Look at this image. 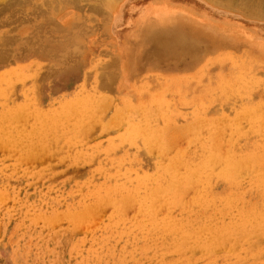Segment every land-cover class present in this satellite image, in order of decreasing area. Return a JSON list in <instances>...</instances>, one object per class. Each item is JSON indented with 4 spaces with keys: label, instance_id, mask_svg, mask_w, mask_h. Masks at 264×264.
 <instances>
[{
    "label": "rangeland",
    "instance_id": "rangeland-1",
    "mask_svg": "<svg viewBox=\"0 0 264 264\" xmlns=\"http://www.w3.org/2000/svg\"><path fill=\"white\" fill-rule=\"evenodd\" d=\"M2 1L3 0H0V2ZM21 1L22 3L26 2L27 4L24 3L26 4L24 6V4L21 3ZM21 1H20L21 6L16 1L14 5L16 7L15 9L19 12L21 17L30 16V18L22 17V19H20L19 18L20 15L19 17L18 15L15 16L14 11L16 10H13L14 6L12 3H10V5L12 4L11 8H9L10 6L5 5V7L7 6L8 10L5 7L3 8L4 4H7L5 3V0L4 2H2L4 3L3 5L2 3L0 4V6H2L0 8L4 9V10H0L1 12L0 20H2V23L0 22L1 23L0 24V35L2 36V32H3V36H2L3 38H5L6 34H8L9 36L11 35V38L13 37L12 39L14 40H17V38L20 36L18 41H13L11 39L10 40L12 41L11 44H9L10 41L9 43H6L5 40H0V44H2L0 45L1 50L10 52L12 49L11 53L14 52L12 55L10 54L11 57L10 56L9 57L11 59H9V57H7L6 55V53H8L9 55V52L4 53L0 51V53L2 52L5 55V57H3L4 55H1L2 59L6 57L8 58L7 61H6L7 58L4 59V61L0 58V61L2 60V62H4V63L0 62V264H79V263L84 264L85 262L87 264H100V263L101 264H109V263L115 264V261L117 262V264H120V262L121 264H123V262L124 264H174V263L175 264H225L227 262H228L227 264H234L235 262H236L235 264H237L238 262H239L238 264H264V240H263L264 235L262 234V231L264 233V228H263L264 227L263 225L264 224V219H263L264 217V214H263V211H264V173H263L264 168H262L264 166V162H263L264 153H262V151L264 150V145H263L264 144V136H263L264 135V130H263L264 129L263 127L264 126V102L262 103V101H264V68H263L264 62L258 61L259 63H257V59H256L257 56H253V53L252 54L249 53L250 54L249 55L248 54L249 51L244 50L243 46H241L238 50H235L231 48L235 46L230 43L231 41L241 38V39L256 42L257 45L255 46V48L264 50V5L262 6L258 5L256 0H124L121 2V4L123 5L121 7V10L119 11V13L118 11L116 12V14L117 13L118 14L116 15L115 22H113L112 24L113 25L112 26L113 33H112L108 25L109 14L107 12V7H106L105 2H103L102 0H75V1L74 0H45V1L43 0H27V1L21 0ZM9 2H11V0H9ZM9 2H8V5H9ZM12 2H14V0H12ZM107 2L109 4V1ZM163 2L171 3L173 5L174 4L179 5L181 7H184L186 10H187V7L191 8V11L199 17H204V18L206 17L216 22H227L230 25L237 26L236 28L229 27L230 29L229 31L236 33V30L243 29V30H246V34L244 32V34L240 37H235V36L227 37L226 48L225 47L218 48L219 50H217L216 48L220 45L221 46L223 45L221 40L214 41L213 43H209V41L205 37H202L198 33H194L192 31H191V34H192L191 35L190 32H186V31L184 32L182 30L177 29L176 31H177V34H179V39H178L179 41L176 40L171 43L160 42L159 40L155 39V37H150L146 39L145 33H147V31L149 32L150 30L149 29L147 30L146 27H143L140 30V26L147 25V24L139 25L138 22L132 23L134 17L136 16V12L138 11L137 5H138V8H140L146 4L163 3ZM36 4L39 5L38 8ZM79 6H82V7H79ZM2 11L4 13H2ZM17 11L16 13H18ZM10 12H12L14 18L18 17L20 21L22 20L21 23L20 21H18L19 23L16 21L17 23L15 26V23H13L15 19L12 17V19L14 20H12L13 22L11 20L10 21L12 22V25L14 24L12 27L14 28L13 29L14 31L10 29L11 23L10 24L8 23L9 20H6L7 18L9 19L10 14H11ZM7 13H10V14H7ZM25 13H27V15ZM4 14L8 15L6 19H4L5 18ZM61 14H63L64 16L59 21L58 15H61ZM23 18L27 20L23 21ZM3 23H4V26H1ZM6 23H8V25ZM51 23H53V25ZM174 24L178 25V23H174ZM51 28L52 29L54 28L56 30L54 29L52 30ZM171 28H175V27H171ZM1 30H4V31H1ZM5 30L6 31L9 30V32H6ZM21 31H24V32H21ZM139 31H140L139 35L137 34L136 37L135 36L132 37L134 34H136V32H139ZM13 34L17 36L16 39H15L16 36H14ZM50 34H53V37ZM143 34H145L144 38H142ZM29 35H30L31 42L30 40H28ZM251 35H254V36H251ZM185 36L187 37L185 38ZM2 37L0 38L3 39ZM23 37H26V40H28L29 42L24 41L25 39ZM22 38L24 40L20 41ZM8 40L6 39L7 42ZM191 40L193 42H191ZM27 42L28 44L30 43L31 46L33 42H35V44H33L32 48L30 49L29 47L31 46L27 47V44H26ZM38 42L40 43V45ZM184 42L185 44H183ZM24 43L27 48L24 46ZM5 44H7L9 47H7V45ZM41 44H42V47H41ZM188 45H189V48H188ZM5 46L9 48V50L7 48H6L7 50L3 48ZM20 46H24V48ZM34 47H37L38 49ZM25 48L26 50L24 51ZM27 49H30V50L27 51ZM132 52L137 54V57L139 60L138 62L139 70L135 76H131L129 79H127V74H128V69H129V59H130V55L128 54ZM9 60L13 62L11 63ZM261 62H262L261 64L262 66L260 65ZM204 68L207 71H205ZM51 71L52 72L54 71L55 73H52ZM100 71H102L101 72L102 75ZM207 73L209 75H207ZM249 73L250 75L255 74V77L254 75H251V77H249L248 76ZM45 74H48L49 76L47 75L48 76L47 77L45 76ZM42 76L43 77L45 76V78H42ZM248 77L249 79L250 78L251 79L256 78V79L253 82V80L252 81L249 80ZM226 78L228 79L226 80ZM229 79L231 83L229 82ZM207 80L209 82H207ZM222 81L225 82V83L223 82V85L221 84ZM242 81H245L246 83ZM227 83L228 85H226ZM224 84L227 86L226 87L227 90L222 89L223 87L221 86H224ZM215 85L217 86L215 87ZM149 86L151 87V89ZM195 86H197L198 88ZM235 86L238 88L236 89ZM249 86H250V89H249ZM191 87L193 88L191 89ZM228 88L230 89L232 88L231 89L232 93L230 92V89ZM221 89L225 90V92L222 91ZM210 91H213V95L211 94L212 92L210 93ZM219 91L220 92L222 91L221 94H219L220 93ZM250 91H253V92H250ZM193 92L194 94H192ZM229 92L231 95L232 94L233 96L235 95L233 97V96H230L229 94V96L232 97L231 99L228 97V95H225V93L227 94ZM170 94L171 96H169ZM181 94L182 96H180ZM185 96L188 98H186ZM212 96H215L216 98L215 97L212 98ZM221 96L223 97L225 96L226 99H223V97ZM227 97L229 99H227ZM211 99L213 100L211 101ZM235 100L236 102L237 101L238 102L237 103L234 102ZM198 101L200 103H198ZM186 102H187V105L184 104ZM212 102L213 104H211ZM202 103L204 104L202 105ZM101 104L104 106H102ZM255 104H257L258 106L256 107ZM156 105L160 108L156 109ZM251 105H252V109H251ZM139 106H141V109ZM180 106L182 108H180ZM199 106L203 108H200ZM205 106H207L208 108L207 107L205 108ZM234 106L235 107L239 106V107L234 109ZM116 107L117 109H115ZM161 107L162 108L164 107V108L161 110ZM188 107L189 108L191 107V108L189 109ZM212 107L213 109H211ZM100 108H102L103 112H101L102 110ZM120 108L121 110H119ZM123 108H124V111H123ZM183 108L185 110H183ZM204 108L207 109V111H205ZM241 108L243 109L248 108L250 110L249 113L251 114H247L246 112L248 111L245 112L243 109H242L243 112L246 114H244L242 111H241L242 113H240L239 110H241ZM255 108L257 109V113H255L256 112ZM209 109L212 111H209ZM93 110H95V112ZM158 110L159 111L161 110V112L158 113L157 112ZM167 110H168V113H167ZM143 111H145L144 113L146 115L142 113ZM234 111H235V114H234ZM99 112L101 113L99 114ZM115 112L116 114H114ZM152 112L153 113L155 112V113L153 117L150 118L153 114ZM156 112L158 114H156ZM185 112L186 113L188 112L190 114L188 113L186 114ZM252 112H254L253 114L255 115V117L252 114ZM70 113L72 114V116L70 115ZM74 113H76L77 115L78 113L79 114L81 113L80 114L81 117L79 115L78 116L75 115ZM197 114H198V117H196ZM230 114L231 115L234 114V116L233 115L230 116ZM236 114L238 115L242 114V116H239V118L242 117L241 118L242 120L239 118L237 119L238 115ZM164 115H166L164 117L166 119L163 118L162 120V117ZM200 115L202 117H206V119L211 118V120L208 121L209 119L208 120H205V118L202 119ZM250 115L251 117H249ZM252 115H253V118H255V120L252 119ZM247 116L248 118H251L252 120L251 119L248 120ZM176 117H180V118H176ZM195 117H196V120L197 118L199 119L197 122L194 120ZM219 117H221L220 119H222L223 117L225 118L219 121L218 119ZM114 119H116L115 122H114ZM118 119L121 120V122L117 121ZM151 119L153 120L157 119V120L153 121V124H152V123H149L150 121L152 122ZM224 119L225 121L222 122ZM235 119L237 120L233 121ZM245 119L247 120L245 121ZM258 119H259V122H258ZM108 120H110L111 122ZM164 120H167L169 122L168 123L166 122L167 123L166 124ZM170 120L172 122H170ZM173 120H176V121H173ZM191 120H194V121H191ZM125 121H126V124L123 123ZM141 121H143L142 124H141ZM157 121L158 122L160 121V123L156 124L158 123ZM213 121L214 122L216 121V123H214ZM249 121L251 122L253 121L255 123L252 124ZM131 122H132V125L130 126ZM173 122H175V124ZM190 122H193V123L190 124ZM83 123L85 124V126ZM100 123L102 126L100 125ZM105 123H107V126L110 124L109 125L110 127L108 126L106 127V130H103L104 126L106 125ZM177 123L179 125H176ZM242 123L244 124V126L246 124H247L246 126H250L248 124L251 123L252 127H254V125L255 127L251 128L250 126V127H247L245 130L246 126L244 127ZM258 123L260 124L258 125ZM88 124L89 126H86ZM146 124L148 125L146 126ZM163 124L166 126L168 125V126L166 127ZM186 124H188V126L193 125L192 126L193 131L189 130L190 132H188V129H191V128L190 127L188 128ZM204 124L206 125L204 126ZM119 125L121 126L118 127ZM136 125H137V128H136ZM157 125L159 126L163 125L164 127L159 128ZM81 126H83L84 128ZM218 126H220L219 130H218ZM257 126L258 127L260 126L261 128L260 127L258 128ZM122 127L124 129H122ZM140 127H141V130L139 131L142 133V130H143L142 134L144 136L141 135V133L138 131ZM157 127L159 128L158 131H157ZM185 127H187V129ZM194 127L198 129V132L196 131L197 129ZM200 127H205V128H200ZM151 128L152 130H150ZM241 128L244 129L242 132H240L242 130ZM169 129L174 130V132L172 130H171L172 132H170ZM213 129H215V131ZM176 130L178 133L176 132ZM227 130H230V132ZM147 131L149 132L151 131V133L153 131L154 134L157 132L156 133L157 135L155 136L153 133L149 134V132L147 133ZM160 131L164 133H161ZM180 131L182 133H180ZM212 131L217 132L215 133L217 134V136L212 134ZM124 132H125V135H124ZM218 132L220 134H218ZM173 133H176V134H173ZM184 133H185V136L187 134V137H190L193 135L192 138L190 137L191 139H188V141L190 140L189 142L187 141L186 137L183 136ZM188 133L190 134L188 135ZM224 133H226L227 136H228L227 133H229L230 135L232 133L233 134L231 136L229 135L226 138V135ZM241 133H243L244 135L243 134L241 136L238 135ZM259 133L261 134L263 133V134L261 135ZM166 134H168L169 136L168 135H167L168 137L165 136ZM179 134L181 135L183 139V144L181 143L182 140ZM209 134L212 136H210ZM234 134L235 136H237V138L233 136ZM24 135H26L27 137ZM40 135L42 136V138ZM153 135L155 136V138ZM204 135L206 136L203 137ZM221 135H222V138L224 137L223 135H225V139L227 140L226 143L224 142L226 141L224 140V138L223 139L220 138ZM208 136L209 138L214 137L217 140L213 138L215 140L214 141L213 139L210 138V141H209V138H207ZM232 136L234 138H232ZM2 137H6V138H2ZM156 137H159L160 140L156 139ZM169 137H171V139H168ZM217 137L221 140H224L223 143L220 140H219L220 142H217L218 141ZM82 138H85V139H82ZM175 138H178L177 139L178 142L175 140ZM179 138L181 140L180 142H179ZM194 138L195 139L197 138V140H195ZM146 139L147 141L148 140L149 141L146 142ZM152 139L154 141L157 140L156 142H159V143H153L154 141L152 142ZM140 140H142V142ZM161 141H163L164 143L167 141L166 142L167 144L166 143L162 144ZM185 141L187 142L185 143ZM197 141H200V142L198 143ZM172 142L176 144V147L177 146L179 147L180 145V148L176 149V147L174 146L175 144H174L172 146L173 148L172 149L171 148L172 144H170ZM190 142H192L193 144L191 145ZM203 142L204 143L208 142L207 146ZM146 143H147V146H145ZM148 143H150L149 146H151V144L153 143L152 145L155 148V151L152 146L151 147L148 146ZM168 143L170 147L168 146ZM194 143L195 144L197 143V144L194 145ZM213 143L215 145H213ZM186 144L187 145L190 144V145L186 146ZM211 144L213 145L212 147L213 149L211 148L212 146ZM219 144L220 146H218ZM226 144L228 146H226ZM154 145H156V147ZM204 145L206 148H204ZM238 145H239V148H238ZM254 145L255 146L259 145L260 147L259 146L255 147ZM216 146L218 148H216ZM231 146L233 147L234 150L231 148ZM182 147L184 148L185 152L181 151L183 149ZM226 147H228L229 149ZM150 148L154 151L153 152L151 150L153 153L150 152ZM236 148H238L239 150ZM158 149L160 152L157 151ZM162 149H163V152H161ZM166 149L168 151V152L166 151L168 154L164 153ZM172 150L173 151L176 150L177 152L180 151L179 154L177 153V155L180 156L181 154L180 157L183 156L184 160L183 158L179 159L178 158L179 156L178 157L175 156L176 154ZM214 150L215 152L213 153ZM220 150L224 151V152L222 151V154L224 153L227 155L230 151H231L230 152L231 154L228 155L229 157H227L224 154L222 155ZM228 150L230 151L228 152ZM169 151H171V153ZM250 151H253V154ZM256 151L260 153H256ZM243 152H246V153H243ZM150 153L154 155L151 156ZM161 153L162 155L163 154L166 155V156L163 155V158L161 156L162 160L167 158L164 161H162L161 158L158 159ZM200 153H201V156L203 155L202 157L200 156ZM205 153L206 155L209 153L208 159H207L208 155L204 156ZM254 153L256 155L253 156L254 158H252V155H254ZM173 154H175L174 155L175 157L172 159L171 156ZM187 154L189 155L187 156V159H186ZM242 154H245V155L241 156ZM237 155L240 157L236 159L235 157ZM224 156L226 157L225 160H228V161L231 160V161L226 162L225 160H223L225 158ZM258 156L261 157V160ZM176 157H177V160H180V161L183 160V162L184 161L187 162L186 165H188V168L185 165V163L174 161L176 160ZM204 157L206 158V160L204 159ZM215 157L218 162L215 161L216 160ZM244 157L249 160V166H248V160H246L247 163L243 162L244 164L243 163H241L242 165L240 164V161L241 162L245 161ZM250 157H251V160H250ZM256 157H258L259 160H257ZM169 158H171V160H169ZM210 158H212V160L215 159L214 160L215 163H212V165L210 164L212 162V160L210 162ZM219 158L222 159V161ZM232 158H235V159H232ZM203 159H204V162H202ZM158 160L159 161L161 160L162 161L161 163L163 162L166 163V165H164L163 163V165L166 166L165 169H164V166L161 163H159ZM32 161H34L35 163L34 162L32 163ZM170 161H171V165H170ZM220 161L221 163L219 164ZM233 161L235 162V164H233L234 163ZM198 162L200 163L198 164ZM178 163H180L178 166V170H179L178 173L176 172L177 170L176 165H175L176 170L175 168L173 169V167H170V170L168 169L169 166H174V164L178 165ZM191 163L193 164L195 163L196 166L194 164L193 167H191L192 166ZM167 164H168V167H167ZM221 164L224 169L226 168V170H224L226 172L223 171L222 167H221L222 169L220 168ZM237 164L240 165L242 169L240 168V166H237V168H235ZM156 165L160 166L161 168L163 167V169L155 167ZM183 165L186 167H184ZM217 165H219L218 167L220 168L219 169L217 167L218 170L215 167ZM224 165L226 167H224ZM189 166H190V174L188 173V171L184 172V170H189ZM197 166H198V169H197ZM206 167H208V169L210 170V171L208 170L209 173H211L213 169L211 174L207 172ZM244 167L246 169V172H244L245 171ZM181 168H186V169H181ZM192 168H193V172H192ZM227 168H229L230 171L229 169L227 170ZM252 168H254V170L256 168L260 169L259 171L258 169L255 170L256 172L258 171L259 173L258 172L256 173ZM199 169H200V174L203 173L202 175L199 174ZM248 169L250 171V172L248 171L249 175L247 172ZM182 170L184 173H187L188 175L187 174L185 175L184 173H182ZM203 170L206 171V174L208 176L204 173ZM154 171H156V174ZM232 171H235V172L233 173ZM150 172L153 175H151ZM218 172L220 173L218 174ZM227 172L229 173L231 172L232 175L231 174L227 175L226 174ZM242 172H243V175L245 173L247 174L242 176L243 178L240 180L239 176L242 175ZM157 173L158 174L160 173V174L158 175ZM192 173H194L195 175L197 174L195 178H194V174L192 176ZM238 173H239V176H238L239 179L237 180L236 179L237 177L234 179V177L238 175ZM113 174L114 175L116 174L117 178ZM257 174H259V176H257ZM121 175L123 179L121 178ZM210 175H213V178L212 176L210 178L212 179L211 182H209L210 179L208 181V178L210 177ZM110 176L112 177L110 178ZM146 176L147 177L151 176L152 178L148 177L145 179ZM173 176L174 177L176 176V177L174 178ZM179 176L181 177V179L178 180ZM204 176L205 177L207 176L208 178L207 177L205 178ZM218 176L221 178L218 179ZM153 177H154V180H153ZM166 177L168 178V180ZM201 177H203V179ZM118 178H121V179H118ZM158 178H160V180ZM215 178H217V181H215L216 180ZM174 179L176 182L173 181ZM198 179L201 181H199ZM182 180H184V182ZM250 180L253 182H251ZM150 182H152V184ZM167 182H170L169 183L170 185ZM178 182H180L181 185H179ZM202 182L204 183L203 184L204 187L202 186ZM206 182L208 185H206ZM237 182H241V183L239 184ZM113 183L116 186H114ZM196 183L197 184L199 183V185H197ZM174 184H175L174 186L175 188H173ZM211 184L212 185L216 184V185L215 186L213 185L214 186L213 187ZM252 184L254 185L252 186ZM260 184L262 187L260 186ZM196 185L197 187L198 186L200 187V188H197L198 190H200V193L197 189H195ZM247 185L250 186V188ZM255 186L256 187L258 186V189L255 188ZM245 187H248V188L245 189ZM191 189H194V191ZM208 189H209L208 191L209 193L207 192ZM231 189L235 191L233 192ZM240 190L243 192H241ZM166 191H168V193L170 194L167 195ZM182 191L184 192V194ZM224 191L226 192L225 194H224ZM228 192H229V195H228ZM123 193L124 195H127L124 197L125 200L123 198L124 196ZM211 193L213 195H211ZM171 194L173 198L170 197ZM118 195H120V197L122 195V197L117 198ZM129 195L130 197H128ZM159 195L162 198L161 199L162 202L160 201ZM185 195H186V198H185ZM198 195H200V197ZM227 195H228L227 199L229 197L231 199L230 202H229V199L228 201H226L227 199L225 196ZM240 195H242V197H240ZM211 196L213 199L211 198ZM147 197H150V198H147ZM191 197L193 199H191ZM201 197L203 198V200H201L202 199ZM248 197H249V200H248ZM110 198H112L111 201H110ZM136 198L138 199L139 203H137ZM169 198H172V199H169ZM197 198H200V199H197ZM107 199H109V202ZM165 199H168L169 201ZM184 199H186L189 202H191L192 200L194 206L192 205V203H190V207L188 205L189 207L188 208L187 207L188 202L184 201ZM218 199L219 200L223 199V200L219 201ZM238 199H240L239 200L240 202L238 201ZM198 200L203 201L204 204H206V206L209 208H206L203 202L199 203ZM205 200H206V203H205ZM210 200H212L211 203H210ZM124 201L126 202L123 203ZM155 201L156 202L158 201V202L154 203ZM231 201H235V203H231ZM169 202H172V206L171 205L169 206L172 207L171 209H174V210L170 209L171 210L170 211L169 210L170 207L165 206L166 203L169 204ZM194 202L198 204L195 206ZM207 202L209 204H207ZM223 202H225L227 206L223 205ZM237 202L238 204L236 205ZM105 203H108V204H105ZM126 203H127V206H125ZM174 203L175 204L177 203L176 204L177 207L174 205ZM181 203L183 207L180 205ZM183 203L186 206L185 208L187 210L184 208ZM220 203L222 204L220 205ZM241 203L245 205L243 206ZM94 204H97V206L99 207H97ZM201 204H202V207L200 206ZM215 204H218V205H215ZM88 205L90 206L88 207ZM142 205H145V206H142ZM160 205L163 208L162 207L160 208ZM214 205L215 207L216 206L217 207L215 208ZM222 205L223 207L225 206L226 207L222 209L223 208ZM228 205H231V207H229ZM92 207L95 208V214L93 210L94 208ZM139 207L140 208L145 207V209L147 208V210L149 208V210L148 212L146 210V213H145V209L143 211L142 209L140 210ZM69 208H71L73 211ZM77 208L80 210H77ZM89 208H92V209H89ZM159 208L161 211L159 210ZM231 208H234V210L235 209L236 210L233 211V209L231 210ZM250 208L252 210H249ZM127 209L128 211H126ZM166 209L168 211V214L165 213L167 212ZM183 209H184V212H181ZM212 209H214V211ZM218 209L222 211H219ZM240 209L241 210L246 209V211L245 210L241 211ZM254 209H256V211ZM87 210H89L90 212L89 211L87 212ZM141 211H143L142 212L143 215L141 214ZM209 211L210 213H208ZM215 211H216V214H215ZM227 211H230L229 215L226 214L228 213ZM247 211H249L248 213H246L247 215L248 214L250 215V212L251 214L256 212L254 215L253 214L251 215L252 218L250 217L252 221L254 219L253 216L262 212L261 214L263 215V217H260V218L263 219V222H262V219H260L259 216L257 215V217L255 216V221L251 222L250 224L249 222L251 221V219L249 218L250 221H248V219L247 220L245 219L246 217L247 218L249 217V215L247 216L244 213ZM85 212H87V215L84 214ZM114 212L116 216L114 215ZM240 212L242 214H245L246 217L245 215L243 217L242 214H238ZM59 213L61 215H59ZM118 213H120L119 214L121 215L120 217ZM147 213L148 215H146ZM149 213L151 214V216L153 214L154 216L155 215L157 216V217L153 216L152 218L153 221L150 220L151 225L149 223L150 221L148 220L151 218V216H149L150 215ZM159 213L161 214V216ZM233 213L234 214L237 213L238 216L234 215ZM81 214L85 216H81ZM158 214L160 216L159 217L160 220H158L159 219ZM163 214L165 215L167 214V215L165 216ZM176 214L178 216L179 215L180 216L182 215V216L178 217ZM196 214H200V215L196 216ZM210 214L211 216L214 217L213 218L214 220L212 219L211 216H209ZM219 214H222L224 216L221 215L220 217ZM204 215L206 216L208 215L207 217L208 219H206V216L204 217ZM214 215H218V216L216 217ZM136 216L137 218L139 217V219H142V220L147 219L148 221L143 220L145 221V223L143 222L141 225L140 223L142 220H139V219L137 220ZM183 216L187 220L190 219L191 223L189 221H186ZM194 216L197 218L195 219ZM165 217L169 219L168 220L163 219ZM202 217H204V219ZM209 217L211 218V221L214 224L210 222ZM215 217L217 219H220L221 223L223 222L225 223L226 221L225 224L223 223L224 226H222L223 224H221L220 220H217V219L216 220L219 221L218 223H220L221 226L219 224H216L217 221L215 220ZM126 218L131 219V220H128ZM173 218H174V221H172ZM200 218L202 219L200 220ZM221 218L224 220H222ZM241 218L242 219L244 218L243 219L244 221L241 220ZM256 218L258 219L257 223L260 226V227L258 226L259 227L258 229H257ZM113 219L115 221L117 220L116 225H119L121 223L119 227L118 226L116 227V225H114L115 222ZM154 219L155 221L157 220L156 222L159 221L162 224L160 225L159 222L156 224V222H154ZM161 219H163V221ZM181 219L184 221V223H181V221L178 222V220H181ZM121 220L123 221V223L119 222L118 224V221H121ZM134 220L136 222L135 224H133ZM203 220L206 222L207 221L209 222L205 224ZM233 220L239 223L237 222L235 223ZM227 221L229 223H227ZM130 222H133L131 223L132 226H130L131 225ZM232 222L233 224L234 223L235 224L233 225ZM147 223L150 226L147 225ZM209 223L212 224L213 231H211L212 228H211V224ZM137 224H140V225L137 226ZM183 224H184L183 227L185 228H182ZM201 224H202V227H200ZM226 224L228 225L227 227L225 226ZM247 224H248V230L246 226ZM189 225L190 227H188ZM239 225H241V227ZM114 226L116 228H114ZM142 226L146 227V230H144ZM196 226H198L197 227L198 230ZM252 226L253 228L254 227L256 228L253 229ZM157 227H160V228L157 229ZM187 227L188 229L190 228L189 230L187 229L188 232L186 230ZM137 228L138 229L141 228V230H137ZM214 228L215 229L217 228L216 230L217 233L215 232ZM234 228H237L235 229L236 231L234 230ZM120 229L123 230L124 232L121 231ZM150 229H151V233L149 231ZM176 229H179V230H176ZM182 229H184V232L182 231ZM218 229L221 231V233L219 232L220 234L218 233L219 231ZM143 230L146 232L144 233ZM160 230L162 233L160 232ZM174 230H176L177 232ZM180 230L181 232H179ZM192 230L193 232H191ZM204 230H206L208 234L204 232ZM110 231L111 233L112 232L113 233L111 234ZM226 231L228 232L226 233ZM230 231H231V234H230ZM241 231L242 233H240ZM244 231L247 233L246 237L248 236L249 238L243 239V237L245 236ZM248 231L250 233V236H249ZM252 231L254 232L252 233ZM120 232L124 234H121ZM128 232L130 234H128ZM153 232H156V233L159 232V234L155 233L156 234L155 235ZM173 232H174V235L172 234ZM185 232L187 234H185ZM115 233H117L118 237H114L116 236ZM192 233L193 234L195 233V235L190 236V234ZM237 233H240V234H237ZM257 233H261L259 236L260 239L258 238ZM149 234L151 238H149ZM162 234L163 236L161 238L160 235ZM184 234L189 237L187 238V236H184ZM201 234L203 235L201 236ZM229 234L232 236H230ZM178 235L180 237H178ZM217 235L218 236L220 235L219 239ZM174 236L176 237V239L178 238L177 240L179 242L177 241H176L177 243L175 242L176 239H173L175 238ZM207 236L209 237L207 238ZM155 237L157 238L160 237L161 239L159 238V241H158V239ZM226 237L228 241L226 240ZM109 238H112V239H109ZM147 238H148V241L146 240ZM185 238L188 239L187 246L189 248L191 246V249H194V250H190V249L188 251L186 250L188 249V247H185L186 246L185 243L187 241ZM196 238H197V241H195ZM200 238L203 240L204 239L206 240L205 245H204V242H202L203 240H201ZM141 239L143 240L141 241ZM199 239H200L201 244L198 242ZM213 239L215 240L218 239V240H216L217 242H215V240ZM230 239L232 240L234 244H232ZM251 239L253 242L251 241ZM168 240L169 241L171 240L170 241L171 244L169 243ZM180 240L181 242L185 241V243L184 244L182 243L183 244L182 245ZM190 240H193L194 242ZM219 240H221L222 243ZM245 240L247 241V243ZM144 241L145 243H142ZM213 241L217 243V246L215 245ZM218 241L221 243V246H219ZM223 241H226V243L228 242L229 243L231 242V243L226 245V243ZM174 242L176 244H173ZM190 242L194 244L191 245ZM239 242L240 244H242L243 242L244 243L240 245ZM254 242L256 244H253ZM179 243L181 244V246ZM206 243L207 245L210 246L211 250L208 249L209 246L206 247ZM212 243H214V245H212ZM223 243L226 245V247H224L225 245H223ZM172 244L175 246H173ZM197 244H198V247H197ZM202 244L206 247L207 251L204 250V248L202 249V246H201ZM231 244H232V248H229V246L231 247ZM237 244L239 247L236 246ZM154 246L157 248H154ZM158 246L159 247L161 246L160 247L161 250ZM195 246L196 248H193ZM215 246L217 250H215L214 248ZM233 246H235L234 247L235 249L233 248ZM102 248L104 251L102 250ZM147 248L148 250H146ZM174 248L177 250L174 251ZM218 248H220L221 251L218 250ZM132 249H134V251H132ZM225 249H226V253H225ZM228 249L229 251H227ZM230 249L231 250L233 249L234 251H236V252L233 251L235 255L230 254L231 252ZM78 251L79 253H77ZM80 253L82 254V256ZM107 253H110V254H107ZM224 254H227L225 256L226 257L228 256L229 258L228 257L225 258V256H223ZM237 254L238 255L242 254V255L241 256L239 255L240 256L239 257L237 256ZM95 255L98 256L97 259ZM231 255L233 256V258ZM85 256L86 258H84ZM236 256L239 258H235ZM106 257H107V260L105 259ZM112 257H114L113 259H116V260L114 261ZM125 257L127 260L125 259Z\"/></svg>",
    "mask_w": 264,
    "mask_h": 264
},
{
    "label": "bare ground",
    "instance_id": "bare-ground-1",
    "mask_svg": "<svg viewBox=\"0 0 264 264\" xmlns=\"http://www.w3.org/2000/svg\"><path fill=\"white\" fill-rule=\"evenodd\" d=\"M16 1H17V2L20 4V6H21V3H22L21 0H20L21 3H20V1H18V0H14V2H12V0H11V2H9V0H5V3H7V4L2 3V2H4V0H3L2 2H0V4H1V3H2V5L4 4L3 8L5 7V5L10 6L9 8H11V5L13 4V6H14L15 3H16ZM26 1H27V0H26ZM43 1H45V0H43ZM43 1H42V2H43ZM74 1H75V0H74ZM102 1L105 2V4H106L107 12H108V14H109L108 25H109V28H110L111 32L113 33V29H112V26H113V25H112V24H113V22H115V20H116V15L119 13V11L121 10V7L123 6V5L121 4V2L124 1V0H102ZM107 1H109V4H108ZM256 1H257L258 5H261V6L264 5V0H256ZM8 2H9V5H8ZM31 2H32V1H31ZM10 3H12V4L10 5ZM24 3H26V2H24ZM24 3H22V4H24ZM28 3H29V2H28ZM33 3H34V2H33ZM43 3H44V2H43ZM245 3H246V2H245ZM26 4H27V3H26ZM26 4H24V6H25ZM37 4H38V3H37ZM37 4H36V5H37ZM39 4H40V3H39ZM105 4H104V5H105ZM16 5H18V4H16ZM40 5H41V4H40ZM7 6L5 7L6 9H7ZM46 6H47V5H46ZM82 6H83V5H82ZM82 6H79V7H82ZM90 6H92V5H90ZM93 6H94V5H93ZM0 7H2V6H0ZM35 7H36V6H35ZM38 7H39V5H37V8H38ZM41 7H42V6H41ZM51 7H52V6H51ZM3 8H0V10H4ZM13 8H14L13 10H16V9H15V8H16L15 6H14ZM33 8H34V6H33ZM45 8H46V7H45ZM47 8H48V7H47ZM93 8H94V7H93ZM95 8H96V7H95ZM179 8H181V9H179ZM24 9H25V8H24ZM43 9H44V8H43ZM7 10H8V9H7ZM135 10H136V9H135ZM137 10H138V11L136 12V16L134 17L132 23H137V22H138L139 25H141V24H147V25L140 26V30H141L143 27H146L147 30H148V29L150 30L149 32L147 31V33H145V34H146V37H145V38L147 39V38H150V37H155V39H157V40H159L160 42H163V43H171V42H174V41L178 40V39H179V34H177V31H176V30L178 29V30H182V31H184V32H185V31H186V32H190V34H191V31L194 32V33H198V34L201 35L202 37H205V38L209 41V43H213L214 41L221 40V42L223 43V45H222V46L220 45V46H218V47L216 48L217 50H219L218 48H223V47L226 48V46H227V37H232V36L240 37V36H242V35L244 34V32H245V34H246V30H243V29H238V30H236V33H233V32H231V31H229V30H230L229 27H234V28H236L237 26H235V25H230V24H228L227 22H216V21L210 20V19H208V18H206V17H205V18H204V17H199V16L195 15V13H193V12L191 11V8H188V7H187V10H186L184 7H181V6L176 5V4L173 5V4H171V3H164V2H163V3H153V4H146V5H144V6L140 7V8H138V5H137ZM11 11H12V10H11ZM16 11H17V10H16ZM16 11H14V15H15V16L18 15V17H19L20 14H19L18 11H17L18 13H16ZM100 11H101V10H100ZM117 11H118V13L116 14ZM34 12H36V11H34ZM34 12H33V14H34ZM39 12H40V10H39ZM43 12H44V11H43ZM93 12H94V10H93ZM95 12H96V11H95ZM2 13H4V12L2 11ZM10 13L12 14V12H10ZM10 13H7V14H10ZM15 13H16V14H15ZM28 13H29V12H28ZM67 13H68V12H67ZM7 14H6V15L4 14V16H5L4 19H6V17L8 16ZM11 14H10L9 19H8V18L6 19V20H9V22H8V21H6V22H8L9 24L11 23V24H10V25H11V28H10L9 26H8V27H9L10 29L13 30L14 28H12V27H13L14 24L12 25V22H13L12 20L15 19L13 23H15V26H16V23H17L18 21H20V19H22V17H25V16H22V17H21V15H20V17H19L20 19H19L18 17L14 18V17H13V14H12V15H11ZM25 14L27 15V13H25ZM0 15H1V12H0ZM42 15H44V14H42ZM35 16H36V15H35ZM63 16H64L63 14L58 15V20L60 21V19H62ZM0 17H1V16H0ZM12 17H13L14 19H12ZM45 17H46V16H45ZM17 18H18V20H17ZM25 18H30V16H29V17L26 16ZM36 18H37V17H36ZM4 19H3V20H4ZM10 20H11L12 22H11ZM24 20H25V19L23 18V21H24ZM26 20H27V19H26ZM26 20H25V21H26ZM28 20H29V19H28ZM31 20H32V19H31ZM46 20H47V19H46ZM4 21H5V20H4ZM16 21H17V22H16ZM21 21H22V20H21ZM21 21H20V23H21ZM0 22L2 23V20H0ZM52 22H53V21H52ZM1 23H0V24H1ZM8 23H6V24L8 25ZM18 23H19V22H18ZM29 23H30V21H29ZM49 23H50V22H49ZM49 23H48V24H49ZM53 23H54V22H53ZM53 23H51V24L53 25ZM130 23H131V22H130ZM174 23H178V25H176V24H174ZM6 24H5V25H6ZM42 24H43V23H42ZM58 24H59V23H58ZM7 25H6V26H7ZM1 26H4V23H3ZM38 26H39V25H38ZM38 26H37V27H38ZM48 26H49V25H48ZM215 26H217V27H215ZM41 27H42V26H41ZM43 27H44V26H43ZM171 27H175V28H171ZM17 28H18V27H17ZM60 28H61V27H60ZM180 28H182V29H180ZM38 29H39V28H38ZM51 29H52V28H51ZM53 29H54V28H53ZM53 29H52V30H53ZM12 30H10V31H12ZM35 30H36V29H35ZM54 30H56V29H54ZM58 30H59V28H58ZM1 31H4V30H1ZM5 31H6V30H5ZM13 31H14V30H13ZM62 31H63V30H62ZM6 32H9V30L6 31ZM21 32H24V31H21ZM45 32H47V31H45ZM48 32H50V31H48ZM152 32H153V33H152ZM178 33H179V32H178ZM4 34H5V32H4ZM24 34H25V33H24ZM137 34L139 35V34H140V31H139V32H136V34H134L132 37H134V36L136 37ZM145 34L142 35V38H144ZM13 35L16 36L15 34H13ZM37 35H38V34H37ZM37 35H36V36H37ZM50 35H52V37H53V34H50ZM191 35H192V34H191ZM194 35H195V34H194ZM2 36H3V32H2ZM2 36L0 35V37H2ZM8 36H9V35L6 34V37H7V38L4 36L5 38L2 37L3 39L0 38V40H5L6 43H9V41H10L13 37L11 38V35H10L9 37H8ZM40 36H41V35H40ZM251 36H254V35H251ZM181 37H182V36H181ZM186 37H187V36H185V38H186ZM16 38H17V36L15 37V39H16ZM19 38H20V36L17 38V40H14V39H12V40H13V41H18ZM23 38H24L25 40H24ZM23 38H22L20 41H23V40H24V41H28V40H30V42H31L30 35L28 36V40H26V37H23ZM31 38H32V37H31ZM37 38H38V37H37ZM6 39H7V40L9 39L8 42L6 41ZM57 39H58V38H57ZM180 39H181V38H180ZM225 39H226V40H225ZM51 40H52V39H51ZM181 40H182V39H181ZM178 41H179V40H178ZM187 41H188V40H187ZM1 42H2V41H1ZM11 42H12V41H10L9 44H11ZM28 42H29V41H28ZM28 42L26 43V44H27V47L31 46V44H30V43L28 44ZM35 42H36V41H35ZM35 42L32 43V46H33V44H35ZM181 42H182V41H181ZM191 42H193V41L191 40ZM14 43H15V42H14ZM36 43H37V42H36ZM38 43H39V42H38ZM197 43H198V42H197ZM230 43L233 44V45L235 46V47H231V48H233V49H235V50H238L241 46H243V49H244V50L249 51L248 54H249V53H251V54L253 53V56H257V57H256V59H257V63H259L260 61H263V62H264V50H263V49H256V48H255V46L257 45L256 42H254V41H249V40H245V39H241V38H240V39H236V40H234V41H231ZM183 44H185V42H184ZM186 44H187V43H186ZM0 45H2V44H0ZM5 45H7V44H5ZM39 45H40V43H39ZM39 45H38V46H39ZM196 45H197V44H196ZM198 45H199V44H198ZM24 46L26 47L25 43H24ZM24 46H20V47L24 48ZM32 46L29 47V48L31 49ZM34 46H35V45H34ZM38 46H37V47H38ZM191 46H192V45H191ZM7 47H9V46L7 45ZM7 47L5 46V47H3V48L6 49ZM27 47H26V48H27ZM37 47H34V48H37ZM41 47H42V44H41ZM44 47H45V46H44ZM183 47H184V46H183ZM0 48H1V46H0ZM26 48L24 49V51L26 50ZM38 48H39V47H38ZM38 48H37V49H38ZM180 48H181V47H180ZM184 48H185V47H184ZM188 48H189V45H188ZM7 49L9 50V48H7ZM7 49H6V50H7ZM10 49H11V48H10ZM30 49H27V51H29ZM37 49H36V50H37ZM186 49H187V48H186ZM13 50H14V48H13ZM34 50H35V49H34ZM42 50H43V49H42ZM217 50H216V51H217ZM0 51H2V52H4V53H5V52H9V51H5V50H1V49H0ZM11 51H12V49H11ZM11 51L9 52V55H8V53H6L7 57H9V56L11 57V55L14 53V52L11 53ZM240 51H241V50H240ZM2 52H1V53H2ZM244 52H245V51H244ZM1 53H0V58H1V55H4L3 53H2V54H1ZM132 53H133V52H132ZM132 53L128 54V55H130V59H129V69H128V74H127V79H129L131 76H135V75L138 73V70H139V67H138V62H139V60H138L137 54H136V53H133V54H132ZM10 54H11V55H10ZM243 54H245V53H243ZM248 54H247V55H248ZM254 54H255V55H254ZM202 55H203V54H202ZM249 55H250V54H249ZM249 55H248V56H249ZM233 56H234V55H233ZM3 57H5V55H4ZM7 57H6V58H7ZM10 57H9V59H11ZM235 57H236V55H235ZM235 57H234V58H235ZM237 57H238V56H237ZM244 57H246V56H244ZM6 58H3V59L1 58V59L4 61V59H6ZM247 58H249V57H247ZM18 59H19V58H18ZM241 59H242V58H241ZM243 59H245V58H243ZM251 59H252V58H251ZM2 60H1L0 62H2ZM7 60H8V58L6 59V61H7ZM235 60H236V59H235ZM246 60H247V59H246ZM254 60H255V59H254ZM6 61H5V63H6ZM9 61H10V60H9ZM229 61H230V60H229ZM240 61H241V60H240ZM258 61H259V62H258ZM10 62L12 63L13 61H10ZM193 62H194V61H193ZM243 62H244V61H243ZM249 62H250V61H249ZM255 62H256V61H255ZM2 63H4V62H2ZM234 63H235V61H234ZM238 63H239V62H238ZM240 63H241V62H240ZM243 64H244V63H243ZM261 64H262V62L260 63V65H261ZM231 65H232V64H231ZM235 66H236V65H235ZM239 66H240V65H239ZM257 66H258V65H257ZM257 66H256V67H257ZM261 66H262V65H261ZM204 67H205V66H204ZM248 67H250V66H248ZM50 68H51V67H50ZM102 68H103V67H102ZM263 68H264V67H263ZM53 69H54V68H53ZM53 69H52V70H53ZM204 69H205V68H204ZM235 69H236V67H235ZM240 69H241V68H240ZM243 69H244V68H243ZM243 69H242V70H243ZM250 69H251V68H250ZM49 70H50V69H49ZM231 70H232V69H231ZM237 70H238V69H237ZM245 70H246V69H245ZM54 71H55V70H54ZM54 71H53V72L51 71V72H52V73H55ZM205 71H207V70L205 69ZM239 71H240V70H239ZM101 72H102V71H100V73H101ZM209 72H210V70H209ZM234 72H235V71H234ZM216 73H217V72H216ZM104 74H105V73H104ZM104 74H103V75H104ZM47 75H48V74H45V76H47ZM101 75H102V73H101ZM207 75H209V74L207 73ZM213 75H214V74H213ZM241 75H242V74H241ZM251 75H254V77H255V74H251ZM251 75H250V73H249L248 76L251 77ZM45 76H44V77L42 76V78H45ZM48 76H49V75H48ZM48 76H47V77H48ZM105 76H106V75H105ZM229 76H230V75H229ZM156 77H157V76H156ZM190 77H191V76H190ZM217 77H218V75H217ZM217 77H216V78H217ZM249 77H248V79H249ZM252 77H253V76H252ZM206 78H207V77H206ZM216 78H215V79H216ZM232 78H234V77H232ZM235 78H236V77H235ZM244 78H245V77H244ZM105 79H106V78H105ZM204 79H205V78H204ZM213 79H214V78H213ZM223 79H224V78H223ZM227 79H228V78H226V80H227ZM255 79H256V78H255ZM255 79H253V78L251 79V78H250L249 80H251V81L253 80V82H254ZM162 80H163V79H162ZM104 81H105V80H104ZM157 81H158V80H157ZM158 82H159V81H158ZM207 82H209V81L207 80ZM223 82H224V81H222V83H221L222 85H223ZM229 82L231 83L230 79H229ZM242 82L246 83L245 81H242ZM249 82H250V81H249ZM104 83H105V82H104ZM160 83H161V82H160ZM190 83H191V82H190ZM190 83H188V84H190ZM194 83H195V82H194ZM201 83H202V82H201ZM224 83H225V82H224ZM205 84H206V83H205ZM235 84H236V83H235ZM192 85H194V84H192ZM198 85H199V84H198ZM200 85H201V84H200ZM206 85H207V84H206ZM209 85H210V84H209ZM226 85H228V83H227ZM226 85L224 84V86H221V87H223L222 89H226V87H227ZM231 85H232V84H231ZM236 85H237V84H236ZM159 86H160V85H159ZM216 86H217V85H215V87H216ZM229 86H230V85H229ZM250 86H251V85H250ZM250 86H249V89H250ZM149 87H150V86H149ZM157 87H158V86H157ZM195 87H197V86H195ZM224 87H225V88H224ZM230 87H231V86H230ZM235 87H236V86H235ZM251 87H252V86H251ZM49 88H50V87H49ZM192 88H193V87H191V89H192ZM197 88H198V87H197ZM200 88H201V87H200ZM202 88H203V86H202ZM237 88H238V87H236V89H237ZM150 89H151V87H150ZM156 89H157V88H156ZM156 89H155V90H156ZM160 89H161V88H160ZM165 89H166V88H165ZM184 89H185V88H184ZM191 89H190V90H191ZM222 89H221V90H222ZM228 89H230V88H228ZM231 89H232V88H231ZM231 89H230V92H231ZM246 89H247V88H246ZM148 90H149V89H148ZM158 90H159V89H158ZM200 90H201V89H200ZM218 90H219V89H218ZM226 90H227V89H226ZM238 90H239V89H238ZM241 90H242V89H241ZM149 91H150V90H149ZM169 91H170V90H169ZM171 91H172V90H171ZM222 91L225 92V90H222ZM222 91H221V92H222ZM167 92H168V91H167ZM186 92H187V90H186ZM211 92H212V93H211ZM219 92H220V91H219ZM221 92H220L219 94H221ZM226 92H228V91H226ZM230 92L227 93V94L225 93V95H228V97L231 99L232 97H230V96H233V94L231 95ZM234 92H235V91H234ZM244 92H245V91H244ZM246 92H247V91H246ZM250 92H253V91H250ZM181 93H182V92H181ZM189 93H190V92H189ZM210 93L213 95V91H210ZM231 93H232V92H231ZM171 94H172V92H171ZM171 94H170L169 96H171ZM192 94H194V92H193ZM214 94H216V93H214ZM229 94H230V96H229ZM246 94H247V93H246ZM217 95H218V94H217ZM237 95H238V94H237ZM248 95H249V94H248ZM163 96H165V95H163ZM173 96H174V95H173ZM180 96H182V94H181ZM187 96H188V95H187ZM219 96H220V95H219ZM234 96H235V95H234ZM234 96H233V97H234ZM252 96H253V95H252ZM160 97H162V96H160ZM174 97H175V96H174ZM185 97H186V96H185ZM207 97H208V96H207ZM210 97H211V96H210ZM214 97H215V96H212V98H214ZM221 97H223V96H221ZM228 97H227V99H229ZM242 97H243V96H242ZM250 97H251V96H250ZM250 97H249V98H250ZM166 98H167V97H166ZM186 98H188V97H186ZM208 98H209V97H208ZM215 98H216V97H215ZM254 98H255V97H254ZM201 99H202V98H201ZM223 99H226V97L224 96ZM223 99H222V101H223ZM252 99H253V97H252ZM115 100H116V99H115ZM166 100H167V99H166ZM180 100H182V99H180ZM191 100H192V98H191ZM199 100H200V99H199ZM212 100H213V99H211V101H212ZM215 100H216V99H215ZM241 100H242V99H241ZM241 100H240V101H241ZM187 101H188V100H187ZM195 101H196V100H195ZM202 101H203V100H202ZM260 101H261V100H260ZM196 102H197V101H196ZM196 102H195V103H196ZM234 102H236V100H235ZM237 102H238V101H237ZM237 102H236V103H237ZM242 102H243V101H242ZM252 102H253V101H252ZM263 102H264V101H262V103H263ZM99 103H100V102H99ZM99 103H98V104H99ZM180 103H181V102H180ZM182 103H183V102H182ZM198 103H200V102L198 101ZM204 103H205V102H204ZM204 103H202V105H203ZM209 103H210V102H209ZM243 103H244V102H243ZM243 103H242V104H243ZM260 103H261V102H260ZM156 104H158V103H156ZM169 104H170V103H169ZM184 104L187 105V102L184 103ZM211 104H213V102H212ZM217 104H218V102H217ZM232 104H233V103H232ZM238 104H239V103H238ZM242 104H241V105H242ZM99 105H100V104H99ZM99 105H98V106H99ZM101 105H102V104H101ZM104 105H105V103H104ZM104 105H102V106H104ZM153 105H154V104H153ZM179 105H180V104H179ZM179 105H178V107H179ZM188 105H189V104H188ZM215 105H216V104H215ZM215 105H214V106H215ZM233 105H234V104H233ZM248 105H249V103H248ZM248 105H247V106H248ZM96 106H97V105H96ZM181 106H183V105H181ZM181 106H180V108H182ZM218 106H219V104H218ZM220 106H221V105H220ZM239 106H240V105H239ZM239 106H236V107L234 106V109H235V108H238ZM247 106H246V107H247ZM255 106L257 107L258 105L255 104ZM99 107H100V106H99ZM139 107H140V109H141V106H139ZM147 107H148V106H147ZM164 107H165V105H164ZM164 107H163V108H164ZM167 107H169V106H167ZM184 107H185V106H184ZM199 107H200V106H199ZM206 107H207V106H205V108H206ZM221 107H222V106H221ZM243 107H244V106H243ZM97 108H98V107H97ZM104 108H105V107H104ZM118 108H119V107H118ZM137 108H138V107H137ZM142 108H143V107H142ZM157 108H160V107H158V106L156 105V109H157ZM163 108L161 107V110H162ZM188 108H189V107H188ZM190 108H191V107H190ZM190 108H189V109H190ZM196 108H197V107H196ZM200 108H203V107H200ZM205 108H204V110L207 111V109H205ZM207 108H208V107H207ZM248 108H249V107H248ZM248 108H246L247 110L241 108V110H239V111H240V113H242L243 110H244L245 112L248 111V112H246L247 114H251V113H249L250 110H249ZM100 109L102 110V108H100ZM100 109H98V110H100ZM115 109H117V107H116ZM170 109H171V108H170ZM170 109H169V110H170ZM186 109H187V108H186ZM211 109H213V107H212ZM220 109H221V108H220ZM222 109H223V108H222ZM242 109H243V110H242ZM251 109H252V105H251ZM255 109H256V108H255ZM98 110H97V111H98ZM119 110H121V108H120ZM119 110H118V111H119ZM144 110H145V109H144ZM161 110H160V111L158 110L157 112L159 113V112H161ZM183 110H185V109L183 108ZM218 110H219V109H218ZM93 111L95 112V110H93ZM93 111H92V112H93ZM97 111H96V112H97ZM123 111H124V108H123ZM152 111H153V109H152ZM164 111H165V110H164ZM202 111H203V109H202ZM209 111H212V110L209 109ZM241 111H242V112H241ZM251 111H253V110H251ZM84 112H85V111H84ZM101 112H103V110H102ZM101 112H99V114H100ZM119 112H120V111H119ZM119 112H118V113H119ZM121 112H122V111H121ZM144 112H145V111H143L142 113H144ZM150 112H151V111H150ZM157 112H156V114H158ZM196 112H197V110H196ZM224 112H225V111H224ZM237 112H238V111H237ZM237 112H236V113H237ZM17 113H18V112H17ZM85 113H86V112H85ZM90 113H91V112H90ZM118 113H117V114H118ZM125 113H126V112H125ZM146 113H147V111H146ZM152 113H153V112H152ZM154 113H155V112H154ZM154 113L152 114V116L150 115L151 117H150V116H149V117L152 118L153 115H154ZM167 113H168V110H167ZM185 113H186V112H185ZM187 113H188V112H187ZM187 113H186V114H187ZM240 113H239V114H240ZM243 113H244V112H243ZM246 113H244V114H246ZM253 113H254V112H252V114H253ZM255 113H257V109H256V112H255ZM258 113H259V112H258ZM46 114H47V113H46ZM74 114L77 115L76 113H74ZM80 114H81V113H80ZM80 114L78 113L79 116H80ZM83 114H84V113H83ZM114 114H116V112H115ZM127 114H128V113H127ZM131 114H132V113H131ZM144 114H145V113H144ZM148 114H149V112H148ZM160 114H161V113H160ZM160 114H159V115H160ZM164 114H165V113H164ZM182 114H183V113H182ZM188 114H190V113H188ZM219 114H220V112H219ZM223 114H224V113H223ZM234 114H235V111H234ZM234 114H232V115L234 116ZM70 115L72 116L71 113H70ZM78 115H77V116H78ZM91 115H92V114H91ZM96 115H97V114H96ZM123 115H124V114H123ZM129 115H130V114H129ZM145 115H146V114H145ZM166 115H167V114H166ZM166 115H164V116L162 117V120H163V118H164ZM191 115H193V114H191ZM227 115H228V114H227ZM232 115L230 114V116H232ZM236 115H238V114H236ZM236 115H235V116H236ZM253 115H254V114H253ZM253 115H252V119L255 120V118H253ZM68 116H69V115H68ZM82 116H83V115H82ZM117 116H118V115H117ZM117 116H116V117H117ZM126 116H127V115H126ZM141 116H143V115H141ZM156 116H157V115H156ZM167 116H168V115H167ZM194 116H195V115H194ZM200 116H201V115H200ZM206 116H207V114H206ZM219 116H220V115H219ZM239 116H242V114H241V115H238L237 119L239 118ZM245 116H246V115H245ZM257 116H258V114H257ZM66 117H67V116H66ZM69 117H70V116H69ZM80 117H81V116H80ZM114 117H115V116H114ZM146 117H147V116H146ZM149 117H148V118H149ZM154 117H155V116H154ZM172 117H173V115H172ZM196 117H198V114H197ZM196 117H195L194 120L197 122L199 119L197 118V120H196ZM201 117H202V116H201ZM211 117H212V116H211ZM217 117H218V115H217ZM217 117H216V118H217ZM221 117H222V116H221ZM221 117L218 118L219 121L222 120L223 118H225V117H223L222 119H220ZM249 117H251V115H250ZM254 117H255V115H254ZM77 118H78V117H77ZM121 118H122V116H121ZM121 118H120V119H121ZM140 118H141V117H140ZM144 118H145V116H144ZM158 118H159V117H158ZM176 118H180V117H176ZM203 118H205V120H208V119H209V118L206 119V117H202V119H203ZM216 118H215V119H216ZM241 118H242V117H240L239 119H241ZM247 118H248V116H247ZM123 119H124V118H123ZM160 119H161V118H160ZM164 119H166V118H164ZM192 119H193V118H192ZM215 119H214V120H215ZM218 119H217V120H218ZM237 119H235V120H233V121H236ZM249 119H251V118H248V120H249ZM252 119H251V120H252ZM260 119H262V118H260ZM145 120H146V119H145ZM151 120H152V122L150 121L149 123H152V124H153V121H156L157 119H156V120L151 119ZM162 120H160V121H162ZM171 120H172V119H171ZM171 120H170V122H172ZM180 120H181V119H180ZM194 120H191V121H194ZM205 120H203V121H205ZM210 120H211V118H210L208 121H210ZM241 120H242V119H241ZM246 120H247V119H245V121H246ZM77 121H79V120H77ZM101 121H102V120H101ZM108 121H110V120H108ZM108 121H107V122H108ZM115 121H116V119H114V122H115ZM117 121H120V122H121V120H119V119H118ZM126 121H127V119H126ZM126 121L123 122V123L126 124ZM138 121H140V120H138ZM146 121H147V120H146ZM148 121H149V120H148ZM160 121H159V122L157 121L158 123H156V124H159ZM164 121H165V123H166V122H167V123L169 122V121H167V120H164ZM164 121H163V122H164ZM173 121H176V120H173ZM183 121H184V120H183ZM203 121H202V123H203ZM224 121H225V119H224L222 122H224ZM229 121H231V120H229ZM239 121H240V120H239ZM243 121H244V120H243ZM81 122H82V121H81ZM110 122H111V121H110ZM181 122H182V121H181ZM196 122H195V124H196ZM206 122H207V121H206ZM206 122H205V123H206ZM213 122H214V121H213ZM249 122H251V121H249ZM258 122H259V119H258ZM75 123H76V122H75ZM78 123H79V122H78ZM134 123H135V122H134ZM139 123H140V122H139ZM139 123H138V124H139ZM142 123H143V121H141V124H142ZM144 123H145V122H144ZM167 123H166V124H167ZM173 123L175 124V122H173ZM182 123H183V122H182ZM192 123H193V122H190V124H192ZM211 123H212V122H211ZM214 123H216V121H215ZM220 123H221V122H220ZM251 123L254 124L255 122L252 121ZM251 123L248 124V125H250L251 128H254L255 125H254V127H252ZM256 123H257V122H256ZM83 124H84V123H83ZM105 124H106L105 126H104V124H103V126H104V128H105V129H104V128L102 127L103 130H106V127H108V126L110 125V124H109V125L107 126V123H105ZM113 124H114V123H113ZM120 124H121V123H120ZM197 124H199V123H197ZM221 124H222V123H221ZM232 124H233V123H232ZM242 124H243V123H242ZM259 124H260V123H258V125H259ZM262 124H263V122H262ZM77 125H78V124H77ZM100 125H101V123H100ZM121 125H122V124H121ZM121 125H119L118 127H120ZM131 125H132V122H131L130 126H131ZM147 125H148V124H146V126H147ZM163 125H164V124H163ZM163 125H162V126L157 125V126H158L159 128H160V127H164V126H166V125H164V126H163ZM171 125H173V124H171ZM176 125H179V124L177 123ZM184 125H185V124H184ZM186 125L188 126V124H186ZM200 125H202V124H200ZM205 125H206V124H204V126H205ZM215 125H216V124H215ZM217 125H219V124H217ZM246 125H247V124H246ZM246 125H245V126H246ZM256 125H257V124H256ZM84 126H85V124H84ZM86 126H89V124L86 125ZM101 126H102V125H101ZM116 126H117V124H116ZM116 126H114V127H116ZM139 126H140V125H139ZM139 126H138V127H139ZM143 126H144V124H143ZM167 126H168V125H167ZM167 126H166V127H167ZM169 126H170V125H169ZM174 126H175V125H174ZM192 126H193V125L188 126V128H189V127L191 128V129H188V132H190V131L192 130ZM243 126H244V124H243ZM245 126H244V127H245ZM250 126H246V127H245V130H246L247 127H250ZM260 126H262V125H260ZM260 126H259V127H260ZM41 127H42V126H41ZM43 127H44V126H43ZM45 127H46V126H45ZM81 127H83V126H81ZM109 127H110V126H109ZM134 127H135V126H134ZM141 127H142V126H141ZM141 127H140V129H138V131L141 130ZM149 127H150V126H149ZM149 127H147V128H149ZM152 127H153V125H152ZM158 127H157V131L159 130ZM176 127H177V126H176ZM176 127H174V128H176ZM198 127H199V125H198ZM214 127H215V126H214ZM219 127H220V126H218V130H219ZM228 127H229V126H228ZM257 127H258V126H257ZM259 127H258V128H259ZM263 127H264V126H263ZM263 127H262V128H263ZM83 128H84V127H83ZM111 128H112V127H111ZM136 128H137V125H136ZM142 128H143V127H142ZM169 128H171V127H169ZM185 128L187 129V127H185ZM194 128H196V127H194ZM200 128H205V127H200ZM216 128H217V127H216ZM234 128H235V127H234ZM260 128H261V127H260ZM42 129H43V128H42ZM122 129H124V128L122 127ZM144 129H145V128H144ZM155 129H156V128H155ZM155 129H154V130H155ZM182 129H183V128H182ZM196 129H197V128H196ZM210 129H212V128H210ZM210 129H209V130H210ZM226 129H227V128H226ZM241 129H242V128H241ZM40 130H41V129H40ZM40 130H39V131H40ZM47 130H48V129H47ZM150 130H152V128H151ZM169 130H170V129H169ZM171 130H172V129H171ZM171 130H170V132H172V131L174 132V130H172V131H171ZM189 130H190V131H189ZM206 130H207V129H206ZM206 130H205V131H206ZM213 130L215 131V129H213ZM221 130H222V129H221ZM233 130H234V129H233ZM233 130H232V131H233ZM243 130H244V129H242L240 132H242ZM250 130H251V129H250ZM250 130H248V131H250ZM261 130H262V129H261ZM261 130H260V131H261ZM263 130H264V129H263ZM136 131H137V130H136ZM155 131H156V130H155ZM163 131H164V130H163ZM192 131H193V130H192ZM196 131L198 132V129H197ZM214 131H212V134H214V135L217 136V134H215V133H217V132H214ZM227 131L230 132V130H227ZM234 131H235V130H234ZM238 131H239V130H238ZM43 132H45V131H43ZM48 132H49V131H48ZM139 132H140V131H139ZM148 132H149V131H147V133H148ZM160 132H161V131H160ZM160 132H159V133H160ZM164 132H165V131H164ZM164 132H161V133H164ZM176 132H177V130H176ZM185 132H186V131H185ZM200 132H201V131H200ZM200 132H199V133H200ZM213 132H214V133H213ZM219 132H220V131H219ZM219 132H218V134H220ZM235 132H236V131H235ZM244 132H245V131H244ZM246 132H247V131H246ZM257 132H258V131H257ZM129 133H131V132H129ZM136 133H138V132H136ZM140 133H141V132H140ZM140 133H139V134H140ZM142 133H143V130H142ZM142 133H141V135H143ZM152 133L154 134L153 131H152ZM152 133H151V131L149 132V134H152ZM156 133H157V132H156ZM156 133L154 134L155 136L157 135ZM165 133H166V132H165ZM177 133H178V132H177ZM180 133H182V132L180 131ZM192 133H193V132H192ZM206 133H207V132H206ZM209 133H210V132H209ZM233 133H234V132H233ZM233 133H232V134H233ZM40 134H41V133H40ZM133 134H134V133H133ZM139 134H138V135H139ZM149 134H148V135H149ZM173 134H176V133H173ZM189 134H190V133H188V135H189ZM195 134H196V133H195ZM200 134H201V133H200ZM200 134H199V136H200ZM203 134H204V133H203ZM221 134H222V133H221ZM224 134L226 135V133H224ZM227 134H228V136L230 135L229 133H227ZM232 134H231V135H232ZM242 134H243V133L238 134V135L241 136ZM245 134H246V133H245ZM249 134H250V132H249ZM249 134H248V135H249ZM259 134H261V133H259ZM262 134H263V133H262ZM262 134H261V135H262ZM41 135H42V134H41ZM41 135H40V136H41ZM124 135H125V132H124ZM130 135H132V134H130ZM145 135H147V134H145ZM154 135H153V136H154ZM160 135H161V134H160ZM163 135H164V134H163ZM167 135H168V134H166L165 136H167ZM170 135H171V134H170ZM179 135H180V134H179ZM179 135H178V136H179ZM196 135H197V134H196ZM196 135H195V136H196ZM201 135H202V134H201ZM209 135H210V134H209ZM214 135H213V136H214ZM225 135H223V136H224V137H223L224 140H226V139H225ZM231 135H230V136H231ZM236 135H237V133H236ZM243 135H244V134H243ZM24 136H26V135H24ZM27 136H28V134H27ZM27 136H26V137H27ZM42 136H43V135H42ZM42 136H41V138H42ZM121 136H122V135H121ZM139 136H140V135H139ZM143 136H144V135H143ZM155 136H154V138H155ZM168 136H169V135H168ZM168 136H167V137H168ZM173 136H174V135H173ZM175 136H176V135H175ZM183 136L186 137V139H187V141H188V139H191L193 135L190 136V137H191V138H190V137H187V134H186V136H185V133H184ZM205 136H206V135H204L203 137H205ZM210 136H212V135H210ZM228 136L226 135V138H227ZM233 136H234L235 138H237V136H235V134H234ZM233 136H232V138H234ZM240 136H239V137H240ZM263 136H264V135H263ZM130 137H131V136H130ZM130 137H128V138H130ZM133 137H134V136H133ZM141 137H142V136H141ZM159 137H160V136H159ZM159 137H156V139H159ZM161 137H162V136H161ZM180 137H181V135H180ZM214 137H215V136H214ZM214 137H213V138H214ZM239 137H238V138H239ZM242 137H243V136H242ZM261 137H262V136H261ZM2 138H6V137H2ZM9 138H10V137H9ZM145 138H146V136H145ZM150 138H152V137H150ZM163 138H164V137H163ZM172 138H174V137H172ZM207 138H209V136H208ZM210 138L213 139L212 137H210ZM210 138H209V141H210ZM217 138H218V137H217ZM220 138H222V135H221ZM223 138H222V139H223ZM244 138H245V137H244ZM254 138H255V137H254ZM80 139H81V138H80ZM80 139H79V140H80ZM82 139H85V138H82ZM122 139H123V137H122ZM141 139H142V138H141ZM168 139H171V137H169ZM177 139H178V138H175L176 141H177ZM194 139H195V138H194ZM205 139H206V138H205ZM214 139H216V138H214ZM214 139H213V140H214ZM241 139H242V138H241ZM247 139H248V138H247ZM249 139H250V137H249ZM33 140H34V139H33ZM35 140H36V139H35ZM133 140H134V139H133ZM138 140H139V139H138ZM138 140H137V141H138ZM159 140H160V139H159ZM164 140H165V139H164ZM172 140H173V139H172ZM175 140H174V141H175ZM181 140H182L181 143L183 144V139H182V137H181ZM181 140H180V138H179V142H180ZM192 140H193V139H192ZM192 140H191V141H192ZM195 140H197V138H196ZM199 140H200V139H199ZM216 140H217V139H216ZM219 140L222 141V143H223V141H224V140H221V139L218 138V141H217V142H220ZM229 140H230V138H229ZM239 140H240V139H239ZM125 141H126V140H125ZM140 141L142 142V140H140ZM148 141H149V140H148ZM148 141H147V139H146V142H148ZM153 141H154V140L152 139V142H153ZM156 141H157V140H156ZM156 141H154L153 143H159V142H156ZM170 141H171V140H170ZM187 141H185V143H186ZM189 141H190V140H189ZM189 141H188V142H189ZM200 141H201V140H200ZM200 141H197V142L199 143ZM209 141H208V142H209ZM214 141H215V140H214ZM231 141H232V140H231ZM234 141H235V140H234ZM234 141H233V142H234ZM252 141H253V140H252ZM262 141H263V139H262ZM141 142H140V143H141ZM143 142H144V141H143ZM150 142H151V141H150ZM161 142H162V144H165L167 141H166L165 143H164L163 141H161ZM177 142H178V141H177ZM192 142H193V141H192ZM192 142H190L191 145L193 144ZM194 142H195V141H194ZM204 142H205V141H204ZM204 142H203V143H204ZM208 142H207V143H208ZM224 142L226 143L227 140L224 141ZM238 142H239V141H238ZM243 142H244V141H243ZM257 142H259V141H257ZM260 142H261V140H260ZM153 143H152V144H153ZM181 143H180V144H181ZM207 143H204V144L207 146ZM215 143H216V142H215ZM231 143H232V142H231ZM240 143H241V142H240ZM240 143H239V145H240ZM251 143H252V142H251ZM152 144H151V146L153 147ZM166 144H167V143H166ZM170 144H172V145H171V148H172V146H173L175 143L172 142V143H170ZM196 144H197V143H196ZM196 144L194 143V145H196ZM200 144H201V143H200ZM200 144H199V145H200ZM227 144H228V143H227ZM227 144H226V146H228ZM237 144H238V143H237ZM258 144H260V143H258ZM261 144H262V143H261ZM149 145H150V143H148V146H149ZM156 145H157V144H156ZM156 145H154V146L156 147ZM178 145H179V144H178ZM189 145H190V144H188V145L186 144V146H189ZM201 145H202V144H201ZM205 145H204V148H206ZM211 145H212V144H211ZM211 145H210V146H211ZM213 145H215V144L213 143ZM213 145L211 146V148L213 147ZM231 145H232V144H231ZM239 145H238V148H239ZM263 145H264V144H263ZM145 146H147V143L145 144ZM151 146H149V147H151ZM168 146L170 147L169 143H168ZM174 146L176 147V144H175ZM218 146H220V144H219ZM222 146H223V144H222ZM232 146H233V145H232ZM232 146H231V148L233 149ZM234 146H235V145H234ZM254 146H255V145H254ZM254 146H253V147H254ZM257 146H259V145H257ZM257 146H255V147H257ZM160 147H161V146H160ZM164 147H165V146H164ZM184 147H185V146H184ZM195 147H196V146H195ZM198 147H199V146H198ZM198 147H197V148H198ZM201 147H203V146H201ZM242 147H243V146H242ZM259 147H260V146H259ZM259 147H258V148H259ZM143 148H144V147H143ZM153 148H154V147H153ZM162 148H163V147H162ZM171 148H170V149H171ZM178 148H180V145H179V147H178V146L176 147V149H178ZM182 148H183V147H182ZM182 148H181V149H182ZM187 148H188V147H187ZM216 148H218V147L216 146ZM219 148H220V147H219ZM226 148H228V147H226ZM238 148H236V149H238ZM261 148H262V146H261ZM261 148H260V149H261ZM145 149H146V148H145ZM172 149H173V148H172ZM174 149H175V148H174ZM185 149H186V148H185ZM212 149H213V148H212ZM223 149H224V148H223ZM228 149H229V148H228ZM232 149H230V150H232ZM146 150H147V149H146ZM148 150H149V148H148ZM151 150H152V149L150 148V152L153 151V150H152V151H151ZM194 150H195V149H194ZM202 150H203V149H202ZM205 150H206V149H205ZM230 150H228V152H229ZM233 150H234V149H233ZM238 150H239V149H238ZM141 151H142V150H141ZM143 151H144V150H143ZM154 151H155V148H154ZM154 151H153V152H154ZM157 151H159V149H158ZM157 151H156V152H157ZM166 151H167V149L164 151V153H167V152H168V151H167V152H166ZM172 151H173V150H172ZM175 151H176V150H175ZM175 151H173V152H174L176 155H175V154H173L172 156L170 155L172 159H173L175 156H177V157L179 156V155H177V153L179 154L180 151H179V152H177V151L175 152ZM181 151L183 152V151H184V148H183ZM220 151H221V150H220ZM222 151H223V150H222ZM222 151H221V154H222ZM260 151H261V150H260ZM263 151H264V150H263ZM263 151H262V153H264ZM153 152H152V153H153ZM159 152H160V151H159ZM159 152H158V153H159ZM161 152H163V149H162ZM169 152L171 153V151H169ZM173 152H172V153H173ZM184 152H185V151H184ZM198 152H199V151H198ZM203 152H205V151H203ZM207 152H208V150H207ZM214 152H215V150L213 151V153H214ZM223 152H224V151H223ZM230 152H231V151H230ZM230 152H229L227 155L224 154V153H223V154L226 155L227 157H229L228 155L231 154ZM232 152H234V151H232ZM235 152H236V150H235ZM247 152H249V151H247ZM250 152H252V154H253V151H250ZM141 153H142V152H141ZM147 153H149V152H147ZM192 153H194V152H192ZM196 153H197V152H196ZM201 153H202V152H201ZM201 153H200V156H201ZM225 153H226V151H225ZM237 153H238V152H237ZM243 153H246V152H243ZM256 153H260V152H257V151H256ZM262 153H261V154H262ZM150 154H151V153H150ZM159 154H160V153H159ZM167 154H168V153H167ZM202 154H203V153H202ZM208 154H209V153H208ZM208 154H207V155H208ZM218 154H220V153H218ZM223 154H222V155H223ZM232 154H233V153H232ZM145 155H146V154H145ZM148 155H149V154H148ZM153 155H154V154H153ZM153 155L151 154V156H153ZM163 155H165V154H163ZM163 155H162V153H161V155H160V157H159L158 159H160L161 156H162V158H163ZM174 155H175V156H174ZM188 155H189V154L186 155V159H187V156H188ZM195 155H196V154H195ZM207 155H206V153L204 154V156H207ZM235 155H236V154H235ZM243 155H245V154H242L241 156H243ZM255 155H256V154L254 153V155H252V158H254L253 156H255ZM143 156H144V155H143ZM155 156H156V155H155ZM155 156H154V157H155ZM165 156H166V155H165ZM168 156H169V155H168ZM180 156H181V154H180ZM180 156L178 157L179 159H180V158H183V156H182V157H180ZM202 156H203V155H202ZM202 156H201V157H202ZM212 156H213V155H212ZM218 156H220V155H218ZM218 156H216V157H218ZM231 156H232V155H231ZM237 156H238V155H237ZM237 156L235 157L236 159L240 157V156H238V157H237ZM250 156H251V155H250ZM261 156H262V155H261ZM177 157H176V160H174V161H177V162H178V161H179V162H183L184 158H183V160L180 161V160H177ZM208 157H209V155L207 156V159H208ZM216 157H215V159H216ZM222 157H223V156H222ZM224 157H225V156H224ZM258 157H259V156H258ZM258 157H256L257 160H259ZM27 158H28V157H27ZM144 158H146V157H144ZM162 158H161V160H162ZM171 158H169V160H171ZM188 158H190V157H188ZM198 158H199V157H198ZM212 158H213V157H212ZM212 158H210V162H211ZM235 158H232V159H235ZM242 158H243V157H242ZM244 158H245V157H244ZM248 158H249V157H248ZM259 158H260V160H261V157H259ZM51 159H52V158H51ZM153 159H154V158H153ZM156 159H157V158H156ZM165 159H167V158H165ZM165 159H164V160H165ZM204 159L206 160L205 157H204ZM204 159H203L202 162H204ZM215 159L212 160V162L210 163L211 165H212V163H215V162H214ZM219 159H220V158H219ZM219 159H218V160H219ZM225 159H226V157H225L223 160H225ZM227 159H228V158H227ZM263 159H264V158H263ZM161 160H160V161L158 160L159 163H161L162 161H164V160H162V161H161ZM169 160H168V161H169ZM196 160H197V159H196ZM220 160L222 161V159H220ZM246 160H248V159L245 158V161H242V162L240 161V164L243 163V162L245 163ZM250 160H251V157H250ZM149 161H150V159H149ZM158 161H157V162H158ZM188 161H189V160H188ZM207 161H208V160H207ZM215 161H217V159H216ZM221 161L219 162V164L221 163ZM225 161H226V162H230L231 160H229V161H228V160H225ZM33 162H34V161H32V163H33ZM43 162H44V160H43ZM165 162H166V161H165ZM172 162H173V161H172ZM208 162H209V161H208ZM217 162H218V161H217ZM233 162H234V161H233ZM251 162H253V161H251ZM257 162H258V161H257ZM263 162H264V161H263ZM263 162H262V163H263ZM34 163H35V162H34ZM37 163H38V162H37ZM37 163H36V164H37ZM163 163H164V162H163ZM163 163H161V164L163 165ZM183 163H185V165L187 164V162H185V161H184ZM189 163H190V162H189ZM195 163H196V162H195ZM195 163H194V164H195ZM199 163H200V162H198V164H199ZM206 163H207V162H206ZM222 163H223V162H222ZM224 163H225V162H224ZM244 163H243V164H244ZM246 163H247V162H246ZM262 163H261V164H262ZM179 164H180V163H178V165H177V164H174V166H169L168 169L170 170V167H173V169H174V168H175V165H176L177 170H176V168H175V170H176V172L178 173V172H179V170H178V166H179ZM191 164H192L191 167H193L194 164H193V163H191ZM198 164H197V165H198ZM208 164H209V163H208ZM217 164H218V163H217ZM225 164H226V163H225ZM227 164H228V163H227ZM233 164H235V162H234ZM233 164H232V166H233ZM261 164H260V165H261ZM29 165H30V164H29ZM158 165H159V164H158ZM164 165H166V163H164ZM164 165H163V166H164ZM170 165H171V161H170ZM230 165H231V164H230ZM241 165H242V164H241ZM246 165H247V164H246ZM253 165H254V164H253ZM253 165H252V166H253ZM258 165H259V164H258ZM183 166H184V165H183ZM186 166H187V168H188V165H186ZM186 166H184V167H186ZM195 166H196V164H195ZM199 166H200V165H199ZM207 166H208V165H207ZM218 166H219V165L215 166L216 169H217ZM237 166H240V165L237 164L235 168H237ZM248 166H249V160H248ZM254 166H255V165H254ZM52 167H53V165H52ZM155 167L161 168L160 166H157V165H156ZM165 167H166V166H164V169H165ZM167 167H168V164H167ZM202 167H203V165H202ZM202 167H201V169H202ZM208 167H209V166H208ZM208 167H206V168H207V172L209 173L210 170L208 169ZM221 167H222V164H221L220 168H221ZM224 167H226V166L224 165ZM227 167H228V166H227ZM242 167H243V166H242ZM245 167H246V166H245ZM245 167H244V169H245ZM255 167H256V166H255ZM213 168H214V167H213ZM218 168H219V167H218ZM220 168H219V169H220ZM222 168H223V167H222ZM222 168H221V169H222ZM238 168H239V167H238ZM240 168H241V166H240ZM248 168H249V167H248ZM262 168H264V166H263ZM161 169H163V167H162ZM168 169H167V170H168ZM181 169H186V168H181ZM195 169H196V168H195ZM197 169H198V166H197ZM203 169H204V168H203ZM228 169H229V168H227V170H228ZM241 169H242V168H241ZM244 169H243V170H244ZM252 169L254 170V168H252ZM257 169H258V168H256L255 170H257ZM260 169H261V167H260ZM260 169H258V171H259ZM208 170H209V171H208ZM214 170H215V169H214ZM217 170H218V169H217ZM217 170H216V171H217ZM224 170H226V168H225V169L223 168V171H224ZM233 170H234V169H233ZM243 170H242V171H243ZM250 170H251V169H250ZM253 170H252V171H253ZM255 170H254V171H255ZM164 171H165V170H164ZM164 171H163V172H164ZM185 171H188V173L190 174V166H189V170H184V172H185ZM197 171H198V170H197ZM203 171H204V170H203ZM212 171H213V169H212ZM212 171H211V173H212ZM219 171H220V170H219ZM223 171H222V172H223ZM229 171H230V169H229ZM248 171H249V169L247 170V172H248ZM258 171H257V172H258ZM147 172H148V171H147ZM147 172H146V173H147ZM154 172H155V174H156V171H154ZM157 172H159V171H157ZM184 172H183V170H182V173H184ZM192 172H193V168H192ZM201 172H202V171H201ZM220 172H221V171H220ZM220 172H218V174H219ZM224 172H226V171H224ZM232 172L234 173L235 171H232ZM240 172H241V171H240ZM244 172H246V169H245ZM249 172H250V171H249ZM249 172H248V175H249ZM255 172H256V171H255ZM255 172H254V173H255ZM257 172H256V173H257ZM204 173L206 174V171H204ZM211 173H209V174H211ZM252 173H253V172H252ZM256 173H255V174H256ZM258 173H259V172H258ZM263 173H264V172H263ZM120 174H121V173H120ZM144 174H145V173H144ZM150 174L153 175L151 172H150ZM157 174H158V173H157ZM159 174H160V173H159ZM159 174H158V175H159ZM167 174H168V173H167ZM180 174H181V173H180ZM180 174H179V175H180ZM184 174L186 175L187 173H184ZM193 174H194V173H192V176H193ZM199 174H200V169H199ZM202 174H203V173H202ZM202 174H200V175H202ZM218 174H217V175H218ZM222 174H223V173H222ZM226 174H227V175H228V174H231V175H232L231 172H230V173L227 172ZM240 174H241V173H240ZM245 174H247V173H245ZM245 174H244V175H245ZM250 174H251V173H250ZM113 175H114V174H113ZM113 175H112V176H113ZM127 175H128V174H127ZM148 175H149V174H148ZM158 175H157V176H158ZM176 175H177V174H176ZM187 175H188V174H187ZM196 175H197V174H196ZM196 175L194 174V178L196 177ZM206 175H207V174H206ZM231 175H230V176H231ZM244 175H243V172H242V175H241V176H239V173H238V175H236L235 177L233 176V177H234V179L237 177L236 179L238 180V179H239L238 176H239V177H240V180H241V179L243 178L242 176H244ZM248 175H247V176H248ZM251 175H252V174H251ZM112 176H110V178H111ZM114 176L117 178L116 174H115ZM162 176H163V175H162ZM183 176H184V175H183ZM192 176H191V177H192ZM207 176H208V175H207ZM207 176H206V177H207ZM211 176H212V178H213V175H210L209 178L207 177V178H208V181H209V179L211 178ZM257 176H259V174H257ZM261 176H262V175H261ZM126 177H127V176H126ZM126 177H125V178H126ZM148 177L152 178L151 176H148ZM148 177L146 176L145 179L148 178ZM160 177H161V176H160ZM173 177H174V176H173ZM175 177H176V176H175ZM175 177H174V178H175ZM204 177H205V176H204ZM206 177H205V178H206ZM221 177H222V175H221ZM221 177L218 176V179L221 178ZM223 177H224V175H223ZM248 177H249V176H248ZM253 177H254V175H253ZM253 177H252V178H253ZM113 178H114V177H113ZM121 178H122V175H121ZM121 178H118V179H121ZM127 178H128V177H127ZM140 178H141V177H140ZM140 178H139V179H140ZM155 178H156V176H155ZM163 178H164V177H163ZM166 178H167V177H166ZM194 178H193V179H194ZM199 178H200V176H199ZM201 178L203 179V177H201ZM250 178H251V177H250ZM107 179H108V178H107ZM114 179H115V178H114ZM122 179H123V178H122ZM134 179H135V178H134ZM145 179H143V180H145ZM158 179L160 180V178H158ZM179 179H181L180 176L178 177V180H179ZM215 179H216V180H215ZM215 179H214V180L217 181V178H215ZM247 179H249V178H247ZM255 179H256V178H255ZM110 180H111V179H110ZM150 180H152V179H150ZM153 180H154V177H153ZM165 180H166V179H165ZM167 180H168V178H167ZM178 180H177V181H178ZM198 180H199V179H198ZM198 180H197V181H198ZM211 180H212V179H210L209 182H211ZM245 180H246V179H245ZM262 180H263V179H262ZM106 181H107V180H106ZM106 181H105V182H106ZM118 181H119V180H118ZM147 181H148V180H147ZM173 181H175V179H174ZM182 181L184 182V180H182ZM199 181H201V180H199ZM199 181H198V182H199ZM202 181H203V180H202ZM205 181H206V180H205ZM250 181H251V180H250ZM152 182H153V181H152ZM152 182H150V183L152 184ZM157 182H158V181H157ZM175 182H176V181H175ZM189 182H191V181H189ZM194 182H195V181H194ZM209 182H208V183H209ZM218 182H219V181H218ZM221 182H222V181H221ZM227 182H228V181H227ZM246 182H248V181H246ZM251 182H253V181H251ZM261 182H262V181H261ZM122 183H123V182H122ZM128 183H129V182H128ZM133 183H134V182H133ZM150 183H149V184H150ZM162 183H163V182H162ZM164 183H165V181H164ZM167 183L169 184L170 182H167ZM178 183H179V185H181L180 182H178ZM178 183H177V184H178ZM199 183H200V182H199ZM199 183H198V184L196 183V184L199 185ZM237 183L240 184L241 182H237ZM119 184H120V183H119ZM125 184H126V183H125ZM147 184H148V183H147ZM203 184H204V183L202 182V186L204 187ZM224 184H225V183H224ZM243 184H244V183H243ZM245 184H246V183H245ZM254 184H255V182H254ZM254 184H252V186H253ZM102 185H103V184H102ZM107 185H108V184H107ZM113 185H114V183H113ZM113 185H112V186H113ZM164 185H165V184H164ZM164 185H162V186H164ZM169 185H170V184H169ZM186 185H187V184H186ZM192 185H193V183H192ZM197 185H196V188L194 187L195 189L200 188L199 186L197 187ZM206 185H208L207 182H206ZM211 185H212V184H211ZM211 185H210V186H211ZM213 185L215 186L216 184H213ZM213 185H212V186H213ZM95 186H96V185H95ZM95 186H94V187H95ZM109 186H110V185H109ZM114 186H116V185H114ZM174 186H175V184L173 185V188H175ZM214 186H213V187H214ZM219 186H220V185H219ZM226 186H227V185H226ZM228 186H229V184H228ZM247 186H248V185H247ZM252 186H251V187H252ZM260 186H261V184H260ZM117 187H118V186H117ZM157 187H158V186H157ZM177 187H178V186H177ZM213 187H212V189H213ZM222 187H223V186H222ZM238 187H239V186H238ZM240 187H241V186H240ZM248 187L250 188V186H248ZM248 187H245V189L248 188ZM261 187H262V186H261ZM90 188H91V187H90ZM181 188H182V187H181ZM201 188H202V187H201ZM210 188H211V187H210ZM255 188L258 189V186H257V187L255 186ZM92 189H93V188H92ZM92 189H91V190H92ZM96 189H98V188H96ZM154 189H155V188H154ZM202 189H203V188H202ZM222 189H224V188H222ZM239 189H240V188H239ZM245 189H244V190H245ZM252 189H253V188H252ZM139 190H140V189H139ZM139 190H138V191H139ZM191 190L194 191V189H191ZM197 190H198V189H197ZM204 190H205V189H204ZM204 190H203V191H204ZM214 190H215V189H214ZM228 190H230V189H228ZM231 190H232V189H231ZM254 190H255V189H254ZM89 191H90V190H89ZM150 191H151V190H150ZM159 191H160V190H159ZM177 191H178V190H177ZM198 191H199V193H200V190H198ZM208 191H209V189L207 190V192H208ZM211 191H212V190H211ZM232 191H233V190H232ZM234 191H235V190H234ZM234 191H233V192H234ZM240 191H241V190H240ZM240 191H239V192H240ZM182 192H183V191H182ZM188 192H189V191H188ZM191 192H192V191H191ZM201 192H202V190H201ZM214 192H216V191H214ZM219 192H220V191H219ZM236 192H238V191H236ZM236 192H235V193H236ZM241 192H243V191H241ZM251 192H252V191H251ZM151 193H152V192H151ZM163 193H164V192H163ZM166 193H167V195L170 194V193H168V191H166ZM174 193H175V191H174ZM174 193H173V194H174ZM193 193H194V192H193ZM193 193H192V194H193ZM208 193H209V192H208ZM225 193H226V192L224 191V194H225ZM231 193H232V192H231ZM88 194H89V193H88ZM183 194H184V192H183ZM183 194H181V195H183ZM187 194H188V193H187ZM192 194H191V195H192ZM194 194H195V193H194ZM194 194H193V195H194ZM196 194H197V193H196ZM201 194H202V193H201ZM262 194H263V192H262ZM123 195H124V193H123ZM145 195H146V194H145ZM148 195H150V194H148ZM161 195H163V194H161ZM165 195H166V194H165ZM167 195H166V196H167ZM202 195H203V194H202ZM211 195H213V194L211 193ZM214 195H215V194H214ZM220 195H221V193H220ZM228 195H229V192H228ZM228 195L225 196L226 199H227ZM242 195H243V194H242ZM242 195H240V197H242ZM244 195H245V193H244ZM257 195H258V194H257ZM80 196H81V195H80ZM125 196H127V195H124L123 198H124ZM173 196H174V195H173ZM188 196H189V195H188ZM198 196L200 197V195H198ZM198 196H197V197H198ZM203 196H204V195H203ZM217 196H218V195H217ZM223 196H224V195H223ZM233 196H234V195H233ZM235 196H236V194H235ZM246 196H248V195H246ZM82 197H83V196H82ZM112 197H113V196H112ZM119 197H120V195H118L117 198H119ZM121 197H122V195H121ZM121 197H120V198H121ZM128 197H130V195H129ZM133 197H134V196H133ZM143 197H144V196H143ZM159 197H160V195H159ZM162 197H163V196H162ZM170 197H172V194H171ZM175 197H177V196H175ZM181 197H182V196H181ZM195 197H196V195H195ZM220 197H221V196H220ZM238 197H239V196H238ZM250 197H251V196H250ZM260 197H261V196H260ZM83 198H84V197H83ZM85 198H86V197H85ZM113 198H114V197H113ZM147 198H150V197H147ZM172 198H173V197H172ZM172 198H169V199H172ZM185 198H186V195H185ZM201 198H202V197H201ZM205 198H206V197H205ZM208 198H210V197H208ZM211 198H212V196H211ZM233 198H234V197H233ZM233 198H232V199H233ZM236 198H237V197H236ZM236 198H235V199H236ZM105 199H106V198H105ZM111 199H112V198H110V201H111ZM141 199H143V198H141ZM161 199H162V198L160 197V201H161ZM175 199H176V198H175ZM191 199H193V198L191 197ZM195 199H196V198H195ZM197 199H200V198H197ZM206 199H207V198H206ZM212 199H213V198H212ZM216 199H217V198H216ZM219 199H220V198H219ZM219 199H218V200H219ZM228 199H229V202H230V200H231L230 197H229ZM228 199H227L226 201H228ZM255 199H256V198H255ZM259 199H260V198H259ZM84 200H85V199H84ZM107 200H108V202H109V199H107ZM116 200H117V199H116ZM118 200H119V199H118ZM124 200H125V198H124ZM136 200H137V203H139L137 198H136ZM144 200H145V198H144ZM144 200H143V202H144ZM157 200H158V199H157ZM165 200H168V199H165ZM201 200H203V198H202ZM214 200H215V199H214ZM221 200H223V199H221ZM221 200H219V201H221ZM239 200H240V199H238V201H239ZM248 200H249V197H248ZM261 200H262V199H261ZM80 201H81V200H80ZM86 201H87V200H86ZM119 201H120V200H119ZM129 201H130V199H129ZM131 201H132V199H131ZM160 201H159V202H160ZM168 201H169V200H168ZM184 201L188 202L187 207H188V205H189V207H190V203H192V205H193L192 200H191V202H189V201H187L186 199H184ZM184 201H183V202H184ZM198 201H199V203H200V202H203V201H200V200H198ZM211 201H212V200H210V203H211ZM242 201H243V200H242ZM245 201H246V200H245ZM257 201H258V200H257ZM262 201H263V200H262ZM89 202H90V201H89ZM105 202H106V201H105ZM125 202H126V201H124L123 203H125ZM141 202H142V201H141ZM147 202H148V201H147ZM157 202H158V201H157ZM157 202L155 201L154 203H157ZM161 202H162V201H161ZM161 202H160V203H161ZM239 202H240V201H239ZM99 203H100V201H99ZM99 203H98V204H99ZM113 203H114V202H113ZM145 203H146V202H145ZM148 203H149V202H148ZM148 203H147V204H148ZM170 203H171V204H170ZM205 203H206V200H205ZM218 203H219V202H218ZM224 203H225V202H223V205H226V203H225V204H224ZM231 203H235V201H231ZM231 203H230V204H231ZM249 203H251V202H249ZM255 203H256V201H255ZM74 204H75V203H74ZM74 204H73V205H74ZM105 204H108V203H105ZM118 204H119V203H118ZM140 204H141V203H140ZM162 204H163V203H162ZM167 204H168V203H166L165 206H169V205L172 206V202H169L168 205H167ZM176 204H177V203H176ZM176 204L174 203L175 206H176ZM185 204H186V203H185ZM194 204H195V206H196L198 203L196 204V202H194ZM203 204H204V202H203ZM207 204H209V203L207 202ZM213 204H214V203H213ZM221 204H222V203H220V205H221ZM237 204H238V202L236 203V205H237ZM241 204H242V203H241ZM262 204H263V203H262ZM84 205H85V204H84ZM94 205L97 206V204H94ZM100 205H101V203H100ZM102 205H103V204H102ZM153 205H154V204H153ZM156 205H157V204H156ZM178 205H179V204H178ZM180 205L182 206V203H181ZM183 205H184V203H183ZM204 205L206 206V204H204ZM204 205H203V206H204ZM215 205H218V204H215ZM215 205H214V207H215ZM223 205H222V207H223ZM231 205H232V204H231ZM231 205H228V206L231 207ZM242 205H243V204H242ZM244 205H245V204H244ZM244 205H243V206H244ZM260 205H261V204H260ZM260 205H259V206H260ZM74 206H75V205H74ZM76 206H78V205H76ZM89 206H90V205H88V207H89ZM114 206H115V205H114ZM125 206H127V203H126ZM128 206H129V205H128ZM136 206H137V205H136ZM142 206H145V205H142ZM175 206H174V207H175ZM193 206H194V205H193ZM200 206L202 207V204H201ZM205 206H204V207H205ZM208 206H210V205H208ZM226 206H227V205H226ZM226 206H225V207H226ZM239 206H240V205H239ZM253 206H254V205H253ZM81 207H82V206H81ZM97 207H99V206H97ZM105 207H107V206H105ZM119 207H120V205H119ZM157 207H158V206H157ZM161 207H162V206L160 205V208H161ZM169 207H170V206H169ZM176 207H177V206H176ZM182 207H183V206H182ZM185 207H186V206L184 205V208H185ZM189 207H188V208H189ZM201 207H200V208H201ZM214 207H213V208H214ZM216 207H217V206H216ZM216 207H215V208H216ZM219 207H220V206H219ZM225 207H223L222 209H224ZM229 207H228V208H229ZM235 207H236V206H235ZM82 208H83V207H82ZM82 208H81V209H82ZM92 208H94V207H92ZM92 208H89V209H92ZM109 208H110V207H109ZM126 208H127V207H126ZM130 208H131V207H130ZM139 208H140V207H139ZM154 208H155V207H154ZM160 208H159V210H160ZM162 208H163V207H162ZM164 208H165V207H164ZM171 208H172V207H170L169 210H170ZM178 208H179V207H178ZM197 208H198V207H197ZM200 208H199V209H200ZM206 208H209V207L206 206ZM220 208H221V207H220ZM220 208H219V209H220ZM236 208H237V207H236ZM243 208H244V207H243ZM243 208H241V209H243ZM246 208H247V207H246ZM69 209H71V208H69ZM86 209H88V208H86ZM106 209H107V208H106ZM141 209L144 211L145 207H144V208L141 207L140 210H141ZM185 209H186V208H185ZM191 209H192V208H191ZM219 209H218V210H219ZM232 209H233V211L236 210V209L234 210V208H231V210H232ZM241 209H240V210H241ZM64 210H65V209H64ZM66 210H67V209H66ZM71 210H72V209H71ZM74 210H75V209H74ZM77 210H80V209L77 208ZM93 210H94V214H95V208H94ZM146 210H147V208L145 209V213H146ZM148 210H149V208H148ZM148 210H147V212H148ZM164 210H165V209H164ZM171 210H174V209H171ZM171 210H170V211H171ZM186 210H187V209H186ZM196 210H198V209H196ZM196 210H195V211H196ZM212 210L214 211V209H212ZM237 210H238V209H237ZM244 210L246 211V209H244ZM244 210H241V211H244ZM249 210H252V209L250 208ZM254 210L256 211V209H254ZM258 210H259V209H258ZM72 211H73V210H72ZM72 211H71V212H72ZM88 211H89V210H87V212H88ZM96 211H97V210H96ZM114 211H115V210H114ZM126 211H128V209H127ZM143 211H141V214H142V215H143V213H142ZM160 211H161V210H160ZM166 211H167V209H166ZM205 211H206V210H205ZM205 211H204V212H205ZM219 211H222V210H219ZM219 211H218V212H219ZM259 211H260V210H259ZM261 211H262V210H261ZM69 212H70V211H69ZM75 212H76V211H75ZM87 212H85L84 214L87 215ZM89 212H90V211H89ZM181 212H184V209H183ZM187 212H188V211H187ZM187 212H186V213H187ZM192 212H193V210H192ZM202 212H203V211H202ZM227 212H228V213H226V214L229 215L230 211H227ZM238 212H239V211H238ZM248 212H249V211L244 212V213L246 214V213H248ZM257 212H258V211H257ZM73 213H74V212H73ZM80 213H81V212H80ZM80 213H79V214H80ZM92 213H93V212H92ZM92 213H91V214H92ZM154 213H155V212H154ZM160 213H162V212H160ZM160 213H159V214H160ZM165 213L168 214V211L165 212ZM171 213H172V212H171ZM186 213H185V214H186ZM195 213H196V212H195ZM199 213H200V212H199ZM208 213H210V211H209ZM220 213H221V212H220ZM224 213H225V212H224ZM231 213H232V212H231ZM255 213H256V212H255ZM255 213H252V214L254 215ZM261 213H262V212H260V213L257 214V215L259 216V218H260V217H263V215H262ZM77 214H78V213H77ZM119 214H120V213H118V215H119ZM139 214H140V213H139ZM149 214H150V213H149ZM155 214H156V213H155ZM159 214H158V218L161 216V214H160V216H159ZM167 214H166V215H167ZM172 214H173V213H172ZM179 214H180V213H179ZM185 214H183V215H185ZM188 214H189V213H188ZM192 214H193V213H192ZM192 214H191V215H192ZM203 214H205V213H203ZM215 214H216V211H215ZM233 214H234V213H233ZM238 214H242V213L240 212V213H238ZM238 214L235 213L234 215H237V216H238ZM245 214H242L243 217H244ZM252 214H251V212H250V215L248 214V215H249L248 218L246 217V215H247V214H246V215H245V217H246L245 219H246V220L248 219V221H250L249 218L251 217ZM259 214H261V215H259ZM263 214H264V211H263ZM20 215H21V214H20ZM59 215H61V214L59 213ZM114 215H115V212H114ZM114 215H113V216H114ZM146 215H148V213H147ZM163 215H165V214H163ZM163 215H162V216H163ZM166 215H165V216H166ZM176 215H177V214H176ZM197 215H200V214H196V216H197ZM221 215H222V214H219L220 217H221ZM234 215H232V216H234ZM248 215H247V216H248ZM257 215H255V216L257 217ZM81 216H85V215L81 214ZM115 216H116V215H115ZM120 216H121V215H119V217H120ZM138 216H139V215H138ZM149 216H151V214H150ZM149 216H147V217H149ZM153 216H154V214H153V215L151 216V218L148 219V220H149V221H150V220L153 221V219H152ZM155 216H156V215H155ZM155 216H154V217H155ZM171 216H172V215H171ZM177 216H178V215H177ZM179 216H180V215H179ZM179 216H178V217H179ZM181 216H182V215H181ZM181 216H180V217H181ZM205 216H206V215H204V217H205ZM209 216H211V214H210ZM214 216L217 217L218 215H214ZM222 216H224V215H222ZM237 216H236V217H237ZM255 216H253V217H254L253 221H255ZM87 217H88V216H87ZM87 217H86V218H87ZM124 217H125V216H124ZM156 217H157V216H156ZM168 217H169V216H168ZM175 217H176V216H175ZM183 217H184V216H183ZM186 217H187V216H186ZM198 217H200V216H198ZM204 217H202V218L204 219ZM207 217H208V215L206 216V219H208ZM211 217H212V219L214 218L213 216H211ZM216 217H215V220L217 219ZM236 217H235V218H236ZM240 217H241V216H240ZM90 218H91V217H90ZM111 218H112V216H111ZM111 218H109V219H111ZM136 218H137V216H136ZM145 218H146V217H145ZM169 218H170V217H169ZM169 218H168V219H169ZM176 218H177V217H176ZM184 218H185V217H184ZM189 218H190V217H189ZM191 218H192V216H191ZM194 218L196 219L197 217L194 216ZM202 218H200V220H201ZM209 218H210V217H209ZM222 218H223V217H222ZM222 218H221V219H222ZM238 218H239V217H238ZM251 218H252V217H251ZM251 218H250V219H251ZM126 219H128V218H126ZM134 219H135V217H134ZM138 219H139V217L137 218V220H138ZM156 219H157V218H156ZM163 219L168 220L167 217H165V218H163ZM163 219H161V220L163 221ZM178 219H179V218H178ZM224 219H225V217H224ZM224 219H222V220H224ZM243 219H244V218H243ZM243 219L241 218V220H243ZM260 219H262V218H260ZM263 219H264V217H263ZM263 219H262V222H263ZM113 220H114V219H113ZM122 220H123V218H122ZM122 220H121V221H118V224H119V222H122V223H123ZM124 220H125V219H124ZM128 220H131V219H128ZM132 220H133V219H132ZM139 220H142V219H139ZM143 220H147V219H143ZM143 220H142L141 223H140L141 225H142L143 222L145 223V221H143ZM148 220H147V221H148ZM158 220H160V218H159ZM170 220H172V219H170ZM176 220H177V219H176ZM176 220H175V221H176ZM185 220L190 222V219L187 220V219L185 218ZM213 220H214V219H213ZM217 220H220V219H217ZM217 220H216V221H217ZM226 220H227V219H226ZM236 220H237V219H236ZM116 221H117V220H116ZM116 221L114 220V222H115L114 225H116ZM156 221H157V220H156ZM156 221H155V219H154V222H156ZM172 221H174V218H173ZM179 221H181V223H184V221H183L182 219H181V220H178V222H179ZM186 221H185V222H186ZM198 221H199V220H198ZM203 221H204V220H203ZM228 221H229V220H228ZM228 221H227V223H229ZM231 221H232V220H231ZM233 221H234V220H233ZM237 221H238V220H237ZM237 221H236V222H237ZM243 221H244V220H243ZM248 221H247V222H248ZM253 221H252V219H251V221H250L249 223L251 224V222H253ZM257 221H258V219L256 218V223H257ZM110 222H111V220H110ZM154 222H153V223H154ZM158 222H159V221H158ZM158 222H156V224H157ZM189 222H188V224H189ZM192 222H193V221H192ZM194 222H195V220H194ZM204 222H205V224H207L209 221H207V222L204 221ZM210 222L213 223V222L211 221V218H210ZM218 222H219V221H217L216 224H219L220 226H221V224L224 223V222L221 223V220H220V223H221V224L218 223ZM234 222H235V221H234ZM236 222H235V223H236ZM245 222H246V221H245ZM262 222H261V223H262ZM131 223H133V222H130V224H131ZM135 223H136V222H135V220H134V223H133V224H135ZM149 223H150V225H151V221H150ZM159 223H160V225L162 224L161 222H159ZM174 223H175V222H174ZM190 223H191V222H190ZM197 223H198V222H197ZM211 223H209V224H211ZM225 223H226V221H225ZM225 223H224V224H225ZM235 223H234V224H235ZM237 223H239V222H237ZM249 223H248V224H249ZM254 223H255V222H254ZM120 224H121V223H120ZM120 224H119V225H120ZM130 224H129V225H130ZM140 224H137V226H139ZM170 224H171V223H170ZM186 224H187V223H186ZM188 224H187V225H188ZM205 224H203V225H205ZM213 224H214V223H213ZM216 224H215V225H216ZM224 224H223L222 226H224ZM232 224H233V222H232ZM232 224H231V225H232ZM234 224H233V225H234ZM241 224H242V223H241ZM244 224H245V223H244ZM244 224H243V225H244ZM248 224L246 225V226H247V230H248ZM252 224H253V223H252ZM105 225H106V224H105ZM108 225H109V224H108ZM111 225H113V224H111ZM119 225H116V227H117V226L119 227ZM123 225H124V224H123ZM143 225H144V224H143ZM147 225H149V224L147 223ZM150 225H149V226H150ZM164 225H165V224H164ZM194 225H195V223H194ZM194 225H193V226H194ZM263 225H264V224H263ZM109 226H110V225H109ZM130 226H132V224H131ZM157 226H159V225H157ZM178 226H179V225H178ZM183 226H184V224L182 225V228H185V227H183ZM185 226H186V225H185ZM193 226H192V227H193ZM209 226H210V225H209ZM217 226H218V225H217ZM225 226L227 227L228 225L226 224ZM239 226L241 227V225H239ZM239 226H238V228H239ZM254 226H256V225H254ZM258 226H259V225H258V223H257V229L260 227V226H259V227H258ZM76 227H77V226H76ZM116 227L114 226V228H116ZM140 227H141V226H140ZM142 227L144 228V230H146V227H144V226H142ZM172 227H173V226H172ZM179 227H180V226H179ZM188 227H190V225H189ZM188 227L186 228V230L188 229ZM197 227H198V226H196V228H197ZM200 227H202V224L200 225ZM214 227H215V226H214ZM232 227H233V226H232ZM232 227H231V228H232ZM235 227H236V226H235ZM242 227H244V226H242ZM114 228H113V229H114ZM121 228H122V227H121ZM123 228H124V226H123ZM152 228H154V227H152ZM158 228H160V227H157V229H158ZM175 228H176V227H175ZM206 228H207V227H206ZM211 228H212V224H211ZM222 228H224V227H222ZM222 228H221V229H222ZM229 228H230V226H229ZM229 228H228V229H229ZM252 228H253V226H252ZM254 228H256V227H254ZM254 228H253V229H254ZM261 228H262V227H261ZM261 228H260V229H261ZM263 228H264V227H263ZM113 229H112V230H113ZM125 229H126V228H125ZM155 229H156V228H155ZM157 229H156V230H157ZM161 229H162V228H161ZM189 229H190V228H189ZM189 229H188V230H189ZM199 229H200V228H199ZM201 229H202V228H201ZM214 229H215V228H214ZM219 229H220V228H219ZM219 229H218V230H219ZM235 229H237V228H234V230H235ZM120 230H121V229H120ZM135 230H136V229H135ZM137 230H141V228H140V229L137 228ZM144 230H143V232L145 233L146 231H144ZM156 230H154V231H156ZM176 230H179V229H176ZM176 230H174V231H176ZM188 230H187V232H188ZM194 230H195V228H194ZM197 230H198V228H197ZM216 230H217V228L215 229V232H216ZM222 230H223V229H222ZM225 230H226V229H225ZM229 230H230V229H229ZM249 230H250V229H249ZM262 230H263V229H262ZM262 230H261V231H262ZM76 231H77V230H76ZM83 231H84V230H83ZM115 231H116V229H115ZM121 231H123V230H121ZM149 231H150V233H151V229H150ZM152 231H153V230H152ZM164 231H166V230H164ZM167 231H168V229H167ZM182 231L184 232V229H182ZM208 231H209V229H208ZM211 231H213V228L211 229ZM223 231H224V230H223ZM232 231H233V230H232ZM235 231H236V230H235ZM242 231H243V230H242ZM242 231H241L240 233H242ZM257 231H258V230H257ZM261 231H260V232H261ZM123 232H124V231H123ZM143 232H142V233H143ZM147 232H148V231H147ZM160 232H161V230H160ZM176 232H177V231H176ZM179 232H181V230H180ZM183 232H182V233H183ZM191 232H193V230H192ZM194 232H195V231H194ZM201 232H202V231H201ZM201 232H200V233H201ZM204 232H206V233L208 234V232H207L206 230H204ZM204 232H203V233H204ZM219 232L221 233L220 230L218 231V233H219ZM227 232H228V231H226V233H227ZM237 232H239V231H237ZM244 232H245V231H244ZM253 232H254V231H252V233H253ZM110 233H111V231H110ZM112 233H113V232H112ZM112 233H111V234H112ZM120 233H121V232H120ZM144 233H143V234H144ZM153 233L155 234L156 232H153ZM157 233L159 234V232H157ZM157 233H156V234H157ZM161 233H162V232H161ZM210 233H211V232H210ZM216 233H217V232H216ZM220 233H219V234H220ZM240 233H237V234H240ZM248 233H249V231H248ZM115 234H116V236H114V237H118V236H117V233H115ZM115 234H114V235H115ZM121 234H124V233H121ZM128 234H130V233L128 232ZM156 234H155V235H156ZM166 234H167V233H166ZM170 234H171V233H170ZM172 234L174 235V232H173ZM185 234H187V233L185 232ZM185 234H184V236H187V235H185ZM198 234H199V233H198ZM204 234H205V233H204ZM230 234H231V231H230ZM230 234H229V235H230ZM246 234H247V233L245 232V234H244L245 236L243 237V239H247V238H249L248 236L246 237ZM257 234H258V238H259V236H260L261 233H257ZM262 234L264 235L263 231H262ZM126 235H127V234H126ZM144 235H145V234H144ZM144 235H143V236H144ZM152 235H153V234H152ZM155 235H154V236H155ZM179 235H180V234H179ZM179 235H178V237H180ZM188 235H189V233H188ZM193 235H195V233H194V234H193V233L190 234V236H193ZM199 235H200V234H199ZM202 235H203V234H201V236H202ZM214 235H215V233H214ZM130 236H131V235H130ZM139 236H140V234H139ZM145 236H146V235H145ZM154 236H153V237H154ZM162 236H163V234L160 235L161 238H162ZM197 236H198V235H197ZM204 236H205V235H204ZM217 236H218V235H217ZM219 236H220V235H219ZM219 236H218V239H219ZM223 236H224V234H223ZM225 236H226V235H225ZM230 236H232V235H230ZM233 236H234V234H233ZM249 236H250V233H249ZM252 236H253V235H252ZM254 236H255V235H254ZM261 236H262V235H261ZM126 237H127V236H126ZM160 237H159V238H160ZM171 237H172V236H171ZM174 237H175V236H174ZM188 237H189V236H187V238H188ZM195 237H196V236H195ZM208 237H209V236H207V238H208ZM214 237H215V236H214ZM221 237H222V236H221ZM262 237H263V236H262ZM262 237H261V239H262ZM112 238H113V237H112ZM112 238H109V239H112ZM121 238H122V237H121ZM130 238H131V237H130ZM142 238H143V237H142ZM145 238H146V237H145ZM149 238H151V237H150V234H149ZM155 238H157V237H155ZM159 238H157L158 241H159ZM161 238H160V239H161ZM187 238H185V239L187 240L186 243H185V241H184V242H181V240H180L181 244H182V243H183V244L185 243V245H186L185 247H188V246H187V242H188V239H187ZM192 238H193V237H192ZM201 238H202V237H201ZM201 238H200V239H201ZM203 238H205V237H203ZM215 238H216V237H215ZM222 238H223V237H222ZM228 238H229V236H228ZM235 238H236V237H235ZM168 239H169V238H168ZM170 239H171V238H170ZM173 239H176V237L173 238ZM177 239H178V238H177ZM177 239L175 240V242H176V241L179 242ZM193 239H194V238H193ZM200 239H199L198 242L201 244ZM211 239H212V238H211ZM218 239H216V240H218ZM224 239H225V238H224ZM224 239H223V240H224ZM259 239H260V238H259ZM142 240H143V239H141V241H142ZM146 240L148 241V238H147ZM146 240H145V241H146ZM154 240H155V239H154ZM163 240H164V239H163ZM163 240H162V241H163ZM201 240H203V239H201ZM204 240H205V239H204ZM204 240H203L202 242H204V245H205L206 240H205V241H204ZM213 240H215V239H213ZM216 240H215V242H217ZM226 240L228 241L227 237H226ZM230 240H231V239H230ZM233 240H234V239H233ZM237 240H238V239H237ZM241 240H242V239H241ZM263 240H264V239H263ZM125 241H126V240H125ZM141 241H140V242H141ZM145 241L142 242V243H145ZM165 241H166V240H165ZM168 241H169V240H168ZM170 241H171V240H170ZM170 241H169V243H170ZM182 241H183V239H182ZM190 241H193V240H190ZM195 241H197V238H196ZM219 241L222 243L221 240H219ZM219 241H218V242H219ZM245 241H246V240H245ZM251 241H252V239H251ZM151 242H152V241H151ZM151 242H150V244H151ZM175 242H174L173 244H176V243H177V242H176V243H175ZM193 242H194V241H193ZM208 242H209V241H208ZM208 242H207V243H208ZM213 242H214V241H213ZM215 242H214V243H215ZM220 242H219V246H221V243H220ZM223 242L226 243V241H223ZM231 242H232V240H231ZM231 242H230V243H231ZM252 242H253V241H252ZM157 243H158V242H157ZM163 243H164V242H163ZM163 243H162V244H163ZM165 243H166V242H165ZM169 243H168V245H169ZM196 243H197V242H196ZM199 243H198V244H199ZM207 243H206V247L209 246V245H207ZM209 243H210V242H209ZM214 243H212V245H214ZM230 243L228 242V243H226V245H227V244H230ZM243 243H244V242H243ZM243 243H242V244H243ZM246 243H247V241H246ZM133 244H134V243H133ZM147 244H148V242H147ZM170 244H171V243H170ZM173 244H172V245H173ZM179 244H180V243H179ZM181 244H180V246H181ZM183 244H182V245H183ZM188 244H189V243H188ZM190 244L193 245L194 243L192 244V243L190 242ZM198 244H197V247H198ZM232 244H234V243L232 242ZM232 244H231V247L229 246V248H232ZM239 244H240V242H239ZM242 244H240V245H242ZM250 244H251V243H250ZM250 244H249V245H250ZM253 244H256V243L254 242ZM95 245H96V244H95ZM110 245H111V243H110ZM124 245H125V244H124ZM155 245H156V244H155ZM157 245H158V244H157ZM159 245H161V244H159ZM163 245H164V244H163ZM163 245H162V246H163ZM172 245H171V246H172ZM195 245H196V244H195ZM204 245H203V244L201 245V246H202V249L204 248V250L207 251V249H206V247H205ZM210 245H211V244H210ZM212 245H211V246H212ZM215 245L217 246V243H215ZM223 245H225V244L223 243ZM226 245H225L224 247H226ZM249 245H248V246H249ZM141 246H142V245H141ZM149 246H150V245H149ZM173 246H175V245H173ZM173 246H172V247H173ZM199 246H200V245H199ZM216 246L214 247L215 250H217V249H216ZM236 246H238V244H237ZM250 246H251V245H250ZM93 247H94V246H93ZM132 247H133V246H132ZM158 247H159V246H158ZM160 247H161V246H160ZM160 247H159V248H160ZM167 247H168V246H167ZM212 247H213V246H212ZM234 247H235V246H233V248H234ZM238 247H239V246H238ZM97 248H98V247H97ZM105 248H106V247H105ZM115 248H116V247H115ZM115 248H114V250H115ZM126 248H127V247H126ZM129 248H130V247H129ZM141 248H142V247H141ZM144 248H146V247H144ZM149 248H150V247H149ZM154 248H157V247L154 246ZM162 248H163V247H162ZM168 248H169V247H168ZM170 248H171V247H170ZM175 248H176V247H175ZM175 248H174V251L177 250V249H175ZM193 248H196V246L193 247ZM257 248H258V247H257ZM111 249H112V247H111ZM127 249H128V248H127ZM152 249H153V248H152ZM166 249H167V248H166ZM189 249H190V250H194V249H191V246H190V248L188 247V249H186V250L188 251ZM197 249H199V248H197ZM200 249H201V247H200ZM208 249H210V246H209ZM226 249H227V248H226ZM226 249H225V253H226ZM234 249H235V248H234ZM259 249H260V248H259ZM88 250H89V249H88ZM102 250H103V248H102ZM120 250H121V249H120ZM142 250H144V249H142ZM146 250H148V248H147ZM160 250H161V248H160ZM170 250H171V249H170ZM172 250H173V249H172ZM181 250H182V249H181ZM210 250H211V249H210ZM218 250H220V248H218ZM230 250H231V249H230ZM239 250H240V249H239ZM90 251H91V250H90ZM103 251H104V250H103ZM107 251H108V250H107ZM118 251H119V250H118ZM129 251H130V250H129ZM132 251H134V249H132ZM140 251H141V250H140ZM166 251H168V250H166ZM184 251H185V250H184ZM213 251H214V250H213ZM220 251H221V250H220ZM227 251H229V249H228ZM233 251H234V250L232 249V250H231L232 253L230 252V254L233 255L234 252H236V251H234V252H233ZM237 251H238V250H237ZM259 251H260V250H259ZM93 252H94V251H93ZM99 252H100V251H99ZM119 252H120V251H119ZM189 252H190V251H189ZM239 252H241V251H239ZM77 253H79V251H78ZM81 253H82V252H81ZM81 253H80V254H81ZM90 253H91V252H90ZM111 253H112V252H111ZM120 253H121V252H120ZM122 253H124V252H122ZM144 253H145V252H144ZM144 253H143V254H144ZM182 253H184V252H182ZM209 253H210V252H209ZM227 253H228V252H227ZM91 254H92V253H91ZM107 254H110V253H107ZM132 254H133V253H132ZM132 254H131V255H132ZM207 254H208V253H207ZM228 254H229V253H228ZM85 255H86V254H85ZM103 255H104V254H103ZM129 255H130V254H129ZM144 255H145V254H144ZM147 255H148V253H147ZM208 255H209V254H208ZM225 255H227V254H224L223 256H225ZM232 255H231V256H232ZM234 255H235V254H234ZM239 255L241 256L242 254H239ZM239 255L237 254V256H239ZM81 256H82V254H81ZM83 256H84V255H83ZM89 256H90V254H89ZM92 256H93V255H92ZM111 256H112V255H111ZM120 256H121V255H120ZM210 256H211V255H210ZM210 256H209V257H210ZM213 256H214V255H213ZM229 256H230V255H229ZM237 256H236L235 258H239V257H240V256H239V257H237ZM95 257H96V259H97L98 256L95 255ZM100 257H101V255H100ZM102 257H103V256H102ZM108 257H109V256H108ZM128 257H129V256H128ZM227 257H228V256H227ZM227 257L225 256V258H227ZM84 258H86V256H85ZM113 258H114V257H112V259H113ZM117 258H118V257H117ZM129 258H130V257H129ZM129 258H128V259H129ZM228 258H229V257H228ZM230 258H231V257H230ZM232 258H233V256H232ZM78 259H79V258H78ZM78 259H77V260H78ZM99 259H100V258H99ZM105 259L107 260V257H106ZM109 259H110V258H109ZM125 259H126V257H125ZM131 259H132V258H131ZM241 259H242V257H241ZM241 259H240V260H241ZM89 260H91V259H89ZM103 260H104V259H103ZM113 260L115 261L116 259H113ZM117 260H118V259H117ZM126 260H127V259H126ZM225 260H226V259H225ZM230 260H231V259H230ZM233 260H234V259H233ZM87 261H88V260H87ZM100 261H101V260H100ZM236 261H237V260H236ZM238 261H239V259H238ZM79 262H80V261H79ZM89 262H90V261H89ZM89 262H88V263H89ZM92 262H93V261H92ZM92 262H91V263H92ZM95 262H97V261H95ZM112 262H113V261H112ZM118 262H119V261H118ZM225 262H226V261H225ZM229 262H230V261H229ZM233 262H234V261H233ZM240 262H241V261H240ZM255 262H256V261H255ZM113 263H114V262H113ZM128 263H129V262H128ZM132 263H133V262H132ZM227 263H228V262H227ZM227 263H225V264H227ZM231 263H232V262H231ZM235 263H236V262H235ZM235 263H234V264H235ZM238 263H239V262H238ZM238 263H237V264H238ZM257 263H259V262H257ZM79 264H82V263H79ZM84 264H87V263L85 262ZM100 264H101V263H100ZM109 264H110V263H109ZM115 264H117L116 261H115ZM120 264H121V262H120ZM123 264H124V262H123ZM174 264H175V263H174Z\"/></svg>",
    "mask_w": 264,
    "mask_h": 264
}]
</instances>
